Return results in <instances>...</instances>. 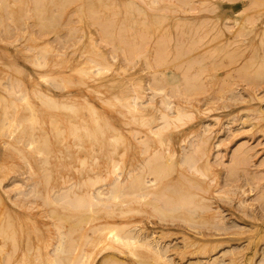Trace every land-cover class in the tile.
<instances>
[{"label":"bare ground","instance_id":"1","mask_svg":"<svg viewBox=\"0 0 264 264\" xmlns=\"http://www.w3.org/2000/svg\"><path fill=\"white\" fill-rule=\"evenodd\" d=\"M9 1V0H8ZM35 1H38V2H41V1H39V0H35ZM56 1V0H55ZM76 1H78V0H76ZM75 1V2H76ZM87 2L85 3V4H81V5H79V7H77L78 9H76V11L77 12H79V15L81 14V12H82V18H81V16L79 17V18H77V21H80L81 19H83L85 16H86V18L83 20V21H85V22H90V24L92 25V24H94V25H96L97 23V25L99 26L100 25V29H101V37H103V38H101V40L103 39L104 40V38H108V40H112L114 43H116V44H114L113 43V45L115 46V48L117 47V49H119V50H122V51H124L123 53L124 54H122L123 56V58L125 59H123L124 61H128V63L131 61V60H133L134 59V55L135 54H137V52H139V50H141V48H140V46H141V44L142 43H145L144 41L146 40V41H149L148 39L151 37L152 38V36H151V34L154 32H151V30H153L154 28L153 27H155L156 25H159V24H157V23H161V25H164L163 23H164V21L165 22H167L168 21V15H167V12L165 11V10H167L168 11V14L172 11V10H175V5H173L170 1H172V0H149V4L151 5V7H154V8H157L160 12H162V11H165L164 13H166V14H164L163 15V12L161 13V14H158V13H154V15L153 14H147V16H145V14H144V16H145V18L143 17L142 19H146V18H148V20H145L143 23H150L151 24V26H153V27H151V28H149V27H147L145 30H144V28L143 27H140V29H138V28H136V29H138L137 31H136V29H134L136 26H138L137 24H133L134 23V21L135 20H133V18L136 16H138L137 14H140V13H137L138 12V9H139V6H138V9H133L134 8V5L131 7L132 8V10H131V8L130 7H128L131 11H133V13H131V14H133V15H135V12H136V15L135 16H133V15H131V14H129V15H131V17H133V18H130V16H128L127 14V16H128V18H127V16L125 17L124 15V17L125 18H127V20L129 19H131L133 22L132 23H130L131 22V20H130V25L131 24H133L134 26H133V29L135 30V32H138L136 35H133L132 36V34H134L133 32H130V34H127V32L129 31V27H131L132 28V26H130V25H128V23L127 24H125V22L123 21V23L125 24V25H127V27L129 28H127L125 25H124V29L125 30H127V32L123 29V28H121L122 26H123V24H120L119 26L120 27H117L116 25H118V22L116 23V21H118L117 19H118V15L120 16V14H117L118 12L117 11H119L117 8L119 7L120 8V6H118V7H116V9H117V11H115V9H114V13H112L113 11L111 10V13L112 14H110V15H108V14H106V15H108L109 17H106L104 14H102V13H104L102 10V8L104 7V5H105V8H107V7H109L110 9L111 8H113L112 6H109V5H107V4H110V3H107V2H110L111 0H86ZM116 1V0H115ZM168 1V2H167ZM184 1V0H183ZM189 1V0H188ZM191 1V0H190ZM193 1V0H192ZM191 1V2H192ZM254 1V0H253ZM38 2H36V3H38ZM43 2H45L46 3V1H43ZM54 2V1H53ZM64 2H65V5L66 4H69V3H71V0H64ZM73 3H74V1H72ZM79 2H81V1H79ZM78 2V3H79ZM82 2H83V0H82ZM126 2V1H125ZM131 2V1H130ZM31 3H33V2H31ZM35 3V2H34ZM35 3V4H36ZM55 3V2H54ZM111 3H114V2H112L111 1ZM122 3H124V2H122ZM131 3H133V2H131ZM131 3H130V5H131ZM157 3H161L160 4V6L158 7V4ZM184 3H187V1L186 2H184ZM188 3H190V2H188ZM253 3V2H252ZM26 4V3H25ZM51 4V3H50ZM61 4V3H60ZM63 4V3H62ZM60 5V9L59 8H57V10H55V11H52L51 13L53 14V12H57L56 14H58L60 11H62L63 12V10L65 9H67V8H65V5L63 4V5ZM77 4V3H76ZM125 4V3H124ZM157 4V7H155V6H153V5H156ZM251 4V3H250ZM30 5V4H29ZM29 5H27L28 7H29ZM33 5V4H32ZM73 5V4H72ZM75 5V4H74ZM113 5V4H112ZM118 5H119V3H118ZM127 5V4H126ZM129 5V6H130ZM136 5V4H135ZM190 5V4H189ZM57 6V5H56ZM55 6V7H56ZM67 6V5H66ZM69 6V5H68ZM67 6V7H68ZM87 6V7H86ZM103 6V7H102ZM116 6V2H115V5H114V7ZM137 6V5H136ZM135 6V7H136ZM186 6V5H185ZM217 6V5H216ZM30 7H32V6H30ZM33 7H34V5H33ZM59 7V6H58ZM86 7V8H85ZM123 8L125 7L124 5L122 6ZM188 7V6H187ZM26 8V7H25ZM40 7H38V9H39ZM41 8H43V7H41ZM69 8V7H68ZM108 8V10H106L107 12L109 11L110 12V9ZM140 8H142V7H140ZM177 8V7H176ZM28 9V8H27ZM55 9V8H54ZM74 9V10H75ZM102 9V10H101ZM126 9V8H125ZM129 9H127V10H125L126 12L128 11L129 12ZM182 9V8H181ZM185 9H186V7H185ZM40 10V9H39ZM47 10V9H46ZM46 10H44V11H46ZM87 10V11H86ZM121 10V9H120ZM136 10V11H135ZM141 10V9H140ZM162 10V11H161ZM170 10V11H169ZM182 10H184V9H182ZM187 10V9H186ZM185 10V11H186ZM32 11H34V10H31V12ZM36 11V10H35ZM86 11V12H85ZM122 11V10H121ZM245 10L243 9V10H241L240 12H239V14H242L243 12H244ZM25 12V11H24ZM28 12V11H27ZM66 12H68L67 10H66ZM66 12H65V14H66ZM73 12V11H72ZM83 12H85L87 15H85V14H83ZM144 12V11H143ZM143 12H142V14H140L139 16L141 17V15H143ZM146 12V11H145ZM159 12V13H160ZM174 12V11H173ZM172 12V13H173ZM37 13V12H36ZM120 13V12H119ZM212 13H216V12H212ZM34 14V13H33ZM38 15H39V13H37ZM45 14H47V13H45ZM43 15L42 16V14H41V17L43 18L44 16H46V15ZM60 15H61V13H59ZM58 14V15H59ZM63 14V13H62ZM77 14V13H76ZM125 14V13H124ZM29 15V14H28ZM27 15V16H28ZM32 15V14H31ZM85 15V16H84ZM172 15V14H171ZM33 16H35V15H33ZM48 16V15H47ZM52 16L54 17V15H51V16H48V17H51V19L52 20H50V21H45L46 23H44L43 21V24H44V26L43 27H47V28H51V26H53L54 27V29H56V27H57V29H58V24L57 23H59V27H60V29H61V25H60V21H58V19H56V21L52 18ZM139 16H138V18H139ZM170 16V15H169ZM174 16V15H173ZM172 16V17H173ZM250 16H252V14L250 15ZM260 16V15H259ZM29 17V16H28ZM27 17V18H28ZM39 18H41L40 16H38ZM62 17H63V15H62ZM78 17V16H77ZM117 17V18H116ZM253 17V16H252ZM30 18V17H29ZM54 18H57V17H54ZM88 18L90 19V20H88ZM170 18H171V16H170ZM180 18V17H179ZM218 18V17H217ZM235 18V17H234ZM241 18V17H240ZM261 18V17H260ZM259 18V19H260ZM3 19H4V16L2 17V21H3ZM24 19V18H23ZM45 18H43L42 20H44ZM63 19V18H62ZM78 19H80V20H78ZM116 19V20H115ZM119 19H120V17H119ZM135 19V18H134ZM141 18H140V20H142ZM165 19H167V21L165 20ZM181 19V18H180ZM183 19V21L185 20L184 18H182ZM207 19V18H206ZM205 19V20H206ZM219 19V18H218ZM257 19V18H256ZM255 19V20H256ZM22 20V19H21ZM30 20H32V19H30ZM36 20V19H35ZM60 20V19H59ZM87 20V21H86ZM93 21V23H92V21ZM126 20V19H125ZM136 20H137V18H136ZM171 20V19H170ZM177 20V19H176ZM176 20H175V23H177V26L179 25L178 23H180V24H182L183 23V21L182 22H176ZM198 20V19H197ZM200 20V19H199ZM204 20V19H203ZM209 20H211V18H208V22H209ZM220 20V19H219ZM229 21L230 20H232V19H228ZM237 20L238 19H236V20H234L233 19V22L234 23H237ZM251 20V21H250ZM255 21L254 19H250V18H246V19H244V21H243V24H245V23H249V24H253L254 22L253 21ZM26 21H28V20H26ZM33 21H34V19H33ZM32 21V22H33ZM139 21V19L137 20V22ZM143 21V20H142ZM181 21V20H180ZM186 21V20H185ZM185 21H184V23H185ZM207 21H205V22H207ZM257 21V20H256ZM255 21V22H256ZM30 22V21H29ZM41 22V21H40ZM81 22H82V20H81ZM128 22V21H127ZM137 22H135V23H137ZM192 22V21H191ZM190 21H189V23H191ZM194 22V21H193ZM200 22V21H199ZM218 22V21H217ZM38 23H39V21H38ZM72 23V22H71ZM96 23V24H95ZM121 23V22H120ZM138 23H142V22H138ZM154 23V24H153ZM173 23V22H172ZM186 23H188V21H186ZM195 23V22H194ZM202 23H204V22H202ZM202 23H200V24H202ZM210 23V22H209ZM209 23H206V24H209ZM213 23V22H212ZM242 23V22H241ZM27 24V23H26ZM67 24V23H66ZM73 24H74V26H75V23L73 22ZM80 24V23H79ZM83 24H84V22H83ZM149 24V25H150ZM153 24V25H152ZM199 24V25H200ZM240 24V23H239ZM242 24V28H245L244 26L245 25H243ZM251 24V25H252ZM57 25V26H56ZM81 25V24H80ZM90 25V26H91ZM204 25V24H203ZM202 25V26H203ZM210 25V24H209ZM208 25V26H209ZM219 25V24H218ZM24 26V25H23ZM26 26V25H25ZM97 26V27H98ZM116 26V27H115ZM176 26V25H175ZM174 26V27H175ZM186 27H187V24L185 25ZM206 26V25H205ZM224 26H225V24H224ZM240 26V25H239ZM76 27V26H75ZM86 27H87V25H86ZM89 27V26H88ZM127 29H126V28ZM139 27V26H138ZM156 27H158V26H156ZM161 27V26H160ZM204 27V26H203ZM214 27V26H213ZM247 27H250V26H247ZM253 27V26H252ZM23 28V27H22ZM74 28V27H73ZM77 28V27H76ZM75 28V29H76ZM180 28H181V26H180ZM188 28V27H187ZM189 28H190V26H189ZM196 28H198V30H199V27L197 26ZM195 28V29H196ZM225 28H226V26H225ZM242 28L240 29H237V30H242ZM24 29V28H23ZM53 29V31H55ZM75 29H74V31H75ZM81 29V28H80ZM99 29V28H98ZM100 29L98 30V31H100ZM121 29H123V30H121ZM132 29V30H133ZM157 29L159 30V28H156V31H157ZM161 29V28H160ZM178 29H179V27H178ZM200 29H201V27H200ZM26 30V29H25ZM97 30V29H96ZM133 30V31H134ZM141 31V34H142V32H143V30L144 31H147V30H149L150 32H151V34L149 33V31H148V33H149V37H147L148 35V33H144V35H147L146 36V38H145V40H143L144 39V37H143V34H142V37H143V39H139V41H140V43H138V40H136L135 38V36H137L138 34L140 35V31ZM187 30V29H186ZM203 30H204V28H203ZM219 30V29H218ZM222 30V29H221ZM247 30H248V28H247ZM69 31V33H70V29L68 30ZM72 31V30H71ZM131 31V30H130ZM162 31V30H161ZM188 31V30H187ZM201 31V30H200ZM223 31V30H222ZM245 31H246V29H245ZM251 31H252V29H251ZM264 31V30H263ZM21 32V31H20ZM24 32V31H23ZM32 32V31H31ZM56 32V31H55ZM58 32V31H57ZM61 32V31H60ZM59 32V33H60ZM80 32H83V30L82 31H80ZM85 32V31H84ZM97 32V31H96ZM123 32H126L125 34L123 33ZM167 32H168V30H167ZM238 32H240V31H238ZM27 34H28V32H26ZM62 33V32H61ZM60 33V34H61ZM68 33V34H69ZM72 33V32H71ZM79 33V32H78ZM100 33H97L98 34V36H100L99 34ZM159 33V32H158ZM223 33V32H222ZM235 33V32H234ZM234 33H233V36H234ZM237 33V32H236ZM236 33H235V38H237V36L240 34H238V35H236ZM247 33H248V31H247ZM249 33H251V32H249ZM263 33V32H262ZM32 34H34V33H32ZM67 34V33H66ZM73 34V33H72ZM86 34V33H85ZM130 35L128 38L125 36V35ZM155 34H156V32H155ZM19 35V34H18ZM20 35L22 36V33H20ZM26 35V34H25ZM31 35V34H30ZM93 35V34H92ZM138 35V37L137 38H139V37H141V35L139 36ZM169 35V36H168ZM164 34L162 37L160 36V37H156L157 39H156V41L157 42H154V47L157 45V49L156 48H153V49H155V53H154V55H152L153 53H151V55L153 56V58H151V55L149 56V55H147V54H144V53H142V54H144V55H147V56H149L148 58H145L146 56H142L144 59H145V66L144 67H146L147 68V70H150V69H153L152 71L153 72H151V74L153 73L154 74V76L153 77H156V76H158L159 74H161V77H162V74H163V78H161V77H158V78H146V79H141V80H134V77L132 76V75H130V76H132L133 77V79L132 78H129L130 80H127L128 82V85L129 86H127L128 88H127V91H126V89L125 90H123V91H119L117 94H115V95H113L112 97H108L107 95L105 96L104 94H105V92H108L109 91V89H107V91H106V89L105 88H112V86H114L115 85V83H118V81L119 80H116V78L115 79H105V77H104V80H105V82L104 83H101V85H99L101 88H102V86H103V88L105 89V91L104 92H98L99 94H101V96L100 97H98L97 96V98H99V100L101 101V103L104 105V106H106V107H112V106H114L116 103H115V101L117 102V103H119V104H121L123 107H124V109H126V110H119L118 112H120V114H121V116H126V114L127 115H129V117H128V120L126 121V123L124 122V124L125 125H127V126H129V124L131 125V127L130 128H128V130H127V132L129 133V134H134V138H135V141L137 142V143H135L136 144V152H135V154H134V156H133V158L131 159V163H130V170L128 171V173L127 174H125V172L126 171H124V174L122 173L123 171V169H126L125 168V165H124V168L122 169V167H123V161H122V159L119 157V159H117V160H113V158H112V156H113V153L115 152L116 153V151H114V148H116V146H117V144H118V142L119 143H121V144H118V145H121V147H123L124 145V143L126 142L124 139H121V137H123V130H122V132L118 129V128H116V127H112L113 125H110V122L108 123V121H107V119L105 120V118H104V116H103V111H105V109L102 111V110H99L98 108H96V107H94L93 106V103H90V102H88L87 100H86V98H84V99H82V101H80L77 97H74V95H71V94H69V95H64V96H62L63 97V99H59L60 101H58V99H56L55 97H53L52 95H51V93H49L48 94V92L46 93V92H43L42 91V94L44 93L45 95H46V98H47V100L48 101H53L54 103H56V104H58V103H62L61 105L60 104H58L59 106H66V108H68V110H67V112L68 111H70V112H72L73 114L71 115V117L70 118H72L71 120H73V121H70V123H69V121H68V125H69V127H70V134L69 133H67V135L69 136H67V138H65V137H63V142L61 143L62 145H64V146H62V145H60V146H62L63 148H64V151L66 152L65 154H66V156L67 157H69V159H66V161H65V163L67 164V160H68V162L69 163H72V164H76V163H79V165L80 166H82V167H77V169H78V171H80L79 172V175H78V177H76L74 174L73 175H71L70 174V176H68V174H67V179H66V181L67 182H71V183H79V184H81L83 187H81V188H79V187H76L75 189H74V185H67L66 183H62V181L61 182H59V180H61L62 179V176H60L59 175V173L57 174V176H56V172H55V174L53 175V177L51 176H45V175H47L46 173L47 172H45V175H44V177H47L46 179L48 180L49 179V177H50V179L52 178L53 179V182L51 181V184H49L48 183V181H47V183L49 184L48 185V187L46 188V186H44V184L46 183L45 181H46V179L45 178H43V180H44V182H43V180H41V178L40 179H38L39 181V183L36 181H34V183H29V184H26L27 182L25 181V183L21 180V179H19V178H15V179H13L14 180V182H13V180H12V182L13 183H7V184H4V185H2V187H3V189L4 190H6V191H9L8 190V188H10L11 187V189L12 188H14L15 189V193L17 192V194H14V195H16L17 197L18 196H20L21 197V195H22V193L24 194L22 197L23 198H25V196L28 198V195H29V197L31 198L32 197V195H34V197H36V196H39V197H41L40 199L44 202V203H49L50 205H51V207H53V210H54V212H60V214L62 213V215L64 216V217H69V220L67 221V220H65L66 222H69V221H71V223H67L68 225H69V227L67 228V231H63V230H61L60 229V227L59 226H63L62 228H65V223L66 222H64L63 220H64V218L63 217H61V216H59V218L57 219V217L55 218V219H57V220H55V223L53 222L54 221V217H49V219L51 218V219H53V221H51V223L53 222L54 223V225H52V226H58V228L61 230V231H63V232H61V231H59V233H58V231H56V233H58V237H57V242H55L56 244H54V245H52V246H54V247H52L51 249L52 250H48V248H47V250L48 251H46L45 253H43V250H44V248L41 246V244L42 243H46L45 242V240H42V239H40V245L39 246H35V245H32L31 243H29L28 244V242L26 241V243L28 244H26L28 247H29V245H30V248L28 249V247L26 248L28 251H29V254L30 253H32L33 255H32V257H33V260L34 259H36L40 264H43V263H46V264H95V261L97 262V260L96 259H98V258H101L100 260V263H98V264H126V261L124 260V259H128V258H131V260L133 259V260H135V262H137L138 264H179L180 263V261H182V260H184V259H186L188 256H190V260L191 259H193L194 261H197V264H244L243 263V261H244V256L246 255L245 253H244V251H247L248 249L247 248H243V249H238V248H236V249H234L233 247H228L229 249H225V250H227V251H225V250H223L222 252H223V258L225 257V261H222V259L220 258V261H219V258H218V256L216 257L215 255L214 256H212V253L214 254L218 249H220L221 247H219V246H222V244L220 245V242H221V240H223V241H229V240H233V238L232 237H227V236H229L230 235V233L231 232H229L233 227H235L236 225H230L229 224V220L227 221V217H226V215L224 214V212L222 211V209H219V205H221L220 204V202H219V198H217V197H219L220 196V194L221 195H223L224 193H226V195L227 194H232V192H233V194L235 195V194H238L237 193V190H235L236 188H239V189H241L242 191V193H240V197H241V201H239V205L238 206H240V205H242V206H244V208L242 209L241 208V210H247L248 208H249V206H247L246 204H247V202H248V200H249V198H247V195H249L250 194V191H252L253 189H251L252 187H251V184H250V182L249 183H247V184H250V189H248V190H246L245 191V189L243 190V188H242V185H240V184H237L238 183V181H239V179H240V181L242 180V178L244 179V177H238L239 179L237 180V178L236 179H234L233 177H236V175L238 174V172H239V170L242 168V164L243 163H245L244 161H245V159L247 158V156L250 154L249 153V151L251 150L250 148H251V146H250V148L248 147V149H244V147L246 148V146L245 145H247V143H248V141L246 142V141H244V142H246V144L245 143H243L244 145H239V147L237 146V148L236 147H234V148H236V149H238L237 151H234L233 153H232V156H231V161L232 162H229V163H226L224 160V155L222 156V154H221V152H218V153H214L213 155H215L214 156V158H215V160H216V162L217 163H220V164H222V165H225L226 166V168L225 169H227V171H228V178L227 179H225L223 182H218V177H219V171H217V170H214V165H212V162H213V160L212 159H210V155H209V150H208V146H209V144L210 143H208V142H211V140L213 139L212 137L214 136L213 134L214 133H216V132H218L219 134L220 133H222L223 132V129L224 128H228L226 131H228V134H229V130L231 129V124L232 123H234V115L231 117V118H229L228 117V119L226 120V119H224V121H223V118H222V120L221 121H219L220 119L218 118V117H213L214 119H212L213 121H211L210 123L209 122H204L203 124H202V126L200 127L201 129H200V131L198 130V131H192L193 130V128H192V130L191 131H189L188 132V134L187 135H189L188 136V139L190 138H192V137H190V135H192L193 136V138L191 139L192 141H190V142H188L187 140V146H185V144L183 143H180L179 145L181 146L180 148H176V146H174V141H175V138L173 139V140H171L170 138H171V136H170V138H168V135L166 134V133H170V130L174 127V129H178V128H181L182 129V127H184L186 124H189L190 123V121L191 120H193L194 121V116L193 115H195L193 112H191V108H194V109H197V108H195V106H194V99H196V98H193V96H191L192 98H189V97H187V98H185L184 99V101H182V100H178L177 102H175V101H171V100H173V98H174V96H177V95H188L189 96V94H194V93H192V91L190 92V93H187L189 90H195L194 92H196L197 90H198V88L199 87H197V82L199 81V79H198V81H197V79H196V75H192V76H187L186 74L185 75H183V80L182 81H179V83H177V85L175 84V87H174V91H173V88L172 89H169V87H172V86H174V85H171V84H173V81L175 82L176 80H175V76L173 75V74H167L166 76H168V77H164V74H166V73H162L161 72V69H159V68H157V67H159L160 66V68L163 66H165L164 68H162L163 70L164 69H166L167 70V68H177L178 67V65L179 64H181L180 62H178V60H180V59H178L177 60V57H180L181 56V54H182V52H183V55L185 54V55H187L186 53H185V51L186 50H189L190 48H192L191 47V45L190 44H188V45H190V47L188 48V49H186L185 47V49L184 48H181V45L182 44H177V46L179 47L180 46V48H178L176 45H174L173 44V46H176L177 47V49H176V51H173L174 50V48H171L172 46L170 45V44H172L171 42H170V40L172 41V39H170L169 41H168V39H169V37H170V33L169 34ZM177 35V34H176ZM222 35V34H221ZM258 35V34H257ZM256 35V36H257ZM263 35V34H262ZM24 36V35H23ZM63 36V35H62ZM66 36V35H65ZM71 36V35H70ZM77 36V35H76ZM85 36V35H84ZM89 36H90V34H89ZM216 36V35H215ZM218 36V35H217ZM220 36V35H219ZM240 36V35H239ZM241 36H242V34H241ZM249 36V35H248ZM248 36H246V37H248ZM18 38H19V36H17ZM16 37V38H17ZM93 37V36H92ZM122 37V38H121ZM124 37V38H123ZM141 37V38H142ZM213 38H214V36H212ZM243 37V36H242ZM245 37V36H244ZM262 37V36H261ZM15 38V39H16ZM18 38H17V40H18ZM23 38V37H22ZM32 38V37H31ZM34 38V37H33ZM57 38V37H56ZM56 38H54V39H56ZM71 38V37H70ZM80 38V37H79ZM99 38V39H100ZM120 38L121 39H124L123 41L124 42H122L121 40H120ZM129 39L127 42H126V40L127 39ZM130 38H133V39H131L130 40ZM150 38V39H151ZM178 38V37H177ZM187 38V37H186ZM218 38V37H217ZM235 38H233V39H231V40H233L234 41V39ZM264 38V37H263ZM15 39H13L14 41H15ZM34 39H36V38H34ZM54 39H51L52 41H54ZM59 39V38H58ZM88 39V38H87ZM91 39V38H90ZM93 39V38H92ZM95 39V38H94ZM93 39V40H94ZM153 39V38H152ZM185 39V38H184ZM187 39H189V38H187ZM57 40V39H56ZM74 40V39H73ZM72 40V41H73ZM76 40V39H75ZM107 40V39H106ZM107 40V41H108ZM174 40V39H173ZM175 40H177V39H175ZM196 40V39H195ZM194 40V43L193 44H196V42H197V44L198 43H200V39L198 40V41H195ZM203 40V39H202ZM218 40V39H217ZM228 41L227 43H225V42H223L224 44H222L221 45V47L222 48H220L219 46L220 45H218L217 47H219L221 50L223 49V47H227L228 45H230V47H231V44L232 43H234L233 41ZM13 41V42H14ZM20 41V40H19ZM32 41H33V39H32ZM70 41V40H69ZM82 40H80V42H81ZM90 41V40H89ZM88 41V42H89ZM92 41V40H91ZM95 41V40H94ZM131 41V42H130ZM143 41V42H142ZM183 41V40H182ZM189 41V40H188ZM236 41V40H235ZM248 41V40H247ZM35 42V41H34ZM65 42H67L66 41V39H65V41H64V43ZM71 42V41H70ZM93 42V41H92ZM98 42H99V40H98ZM120 42H122V44L123 43H129L128 45L131 47V48H129V46L127 45L126 46V44L124 45L125 46V49H126V51L124 50V47H122L121 45H120ZM133 42V43H132ZM137 42V43H136ZM142 42V43H141ZM150 42V41H149ZM148 42V43H149ZM170 43L169 45H167V43ZM175 42V41H174ZM205 42V41H204ZM232 42V43H231ZM238 42V41H237ZM246 42V41H245ZM245 42H242V43H244L245 44ZM260 42H262V41H260ZM14 43H16V41L14 42ZM18 43H20V42H18ZM25 43V42H24ZM27 43V42H26ZM33 43V42H32ZM74 43H76L75 41H74ZM78 43V42H77ZM82 43V42H81ZM131 43L132 44H134V45H131ZM156 43V44H155ZM176 43H178L177 41H176ZM184 43V42H183ZM190 43V42H189ZM202 43V42H201ZM217 43V42H216ZM241 43V42H240ZM35 44V43H34ZM63 44V43H62ZM70 44V43H69ZM69 44H67V45H69ZM89 44V43H88ZM96 44H98V43H96ZM102 44V43H101ZM100 44V45H101ZM104 44V43H103ZM110 44V43H109ZM137 44V45H136ZM139 44V45H138ZM186 44V43H185ZM196 44V45H197ZM208 44V43H207ZM220 44V43H219ZM247 44V43H246ZM262 44L264 45V42L263 43H261V47H262ZM21 45V44H20ZM24 45V44H23ZM59 45H60V43H59ZM64 45V44H63ZM71 45V44H70ZM72 45H73V42H72ZM91 45H92V43H91ZM106 45V44H105ZM136 45V46H135ZM143 45V44H142ZM195 45V46H196ZM234 44H232V46H233ZM248 45V44H247ZM28 46V45H27ZM84 46V45H83ZM93 46H97V45H93ZM112 46V45H111ZM144 46H146L145 44H144ZM144 46H142V47H144ZM168 46H171V47H169V48H171V49H173L172 50V52L170 53V54H168V55H171V56H169L168 57V55H167V52H168V50H167V47ZM201 46V45H200ZM199 46V47H200ZM215 46V45H214ZM22 47V46H21ZM56 47V46H55ZM55 47H54V49H55ZM59 47V46H58ZM58 47H56V48H58ZM65 47H69V46H64V48ZM128 47V48H127ZM134 47H135V49H134ZM137 47H139L138 48V50H137ZM150 47V46H149ZM153 47V46H152ZM183 47V46H182ZM239 47H241V46H239ZM246 47V46H245ZM248 47H250V45L248 46ZM17 48V47H16ZM19 48H20V46H19ZM23 48H25V47H23ZM98 48V47H97ZM193 48H195V47H193ZM197 48V47H196ZM206 48V47H205ZM214 48V47H213ZM247 48V47H246ZM245 48V49H246ZM22 49V48H21ZM20 49V50H21ZM30 49V48H29ZM34 49V48H33ZM35 49H36V47H35ZM34 49V50H35ZM60 51L62 50L61 49V46L58 48ZM71 49H72V47H71ZM76 49V48H75ZM99 49V48H98ZM98 49H97V51H98ZM113 49V48H112ZM127 49L129 50V51H127ZM204 49V48H203ZM218 49V48H217ZM216 49V50H217ZM233 49V48H232ZM235 49V48H234ZM233 49V50H234ZM236 49H238V48H236ZM244 49V50H245ZM257 49H259V48H257ZM19 50V49H18ZM33 50V51H34ZM57 50V49H56ZM57 51V52H60V51ZM65 50V49H64ZM79 50V49H78ZM91 50H93V47H92V49ZM95 50V49H94ZM93 50V52L95 53L96 52V50L94 51ZM114 50V49H113ZM192 50V49H191ZM215 50V49H214ZM242 50V49H241ZM254 50H256V49H254ZM16 51V50H15ZM54 51V50H53ZM66 51H67V48H66ZM65 51V52H66ZM69 51V50H68ZM67 51V52H68ZM101 51V50H100ZM109 52H110V50H108ZM169 51H171V50H169ZM194 51V50H193ZM193 51H191V52H193ZM227 51V50H226ZM235 51V50H234ZM258 51V50H257ZM28 52V51H27ZM26 52V53H27ZM62 52V51H61ZM66 52V53H67ZM71 52V51H70ZM81 52V51H80ZM84 52V51H83ZM115 52V51H114ZM136 52V53H135ZM150 52V51H149ZM148 52V53H149ZM173 52H174V55H173ZM188 52V51H187ZM201 52H202V50H201ZM204 52V51H203ZM211 52V51H210ZM215 52V51H214ZM225 52V51H224ZM224 52H222V53H224ZM228 52V51H227ZM230 52V51H229ZM236 53H237V50L235 51ZM238 52H239V50H238ZM241 52L242 51H240V54H241ZM256 52V51H255ZM255 52H254V57H255V55L257 54H255ZM263 52V51H262ZM66 53H64L65 55H66ZM93 53V54H94ZM105 53V52H104ZM135 53V54H134ZM222 53H220V54H222ZM8 54H10V53H8ZM24 54V53H23ZM29 54V53H28ZM55 55H56V53H54ZM62 54V53H61ZM71 54H72V52H71ZM81 54V53H80ZM90 54V53H89ZM96 54H99V56L98 55H96V57L95 58H98V59H100V63L98 62V63H95V62H93V61H95L96 59H94L93 61H92V59L90 60V59H88L91 63L88 65V66H90V67H92L93 65V63H95V64H97L98 66H100V67H98L97 66V68H98V70L96 71V68H95V71H94V74L96 75V78L94 79L93 77H94V75H93V77H92V79H94L95 81H97V80H100V82H101V74L102 73H105V71L106 72H108L109 73V71H111V69L113 68V65L112 64H110L111 66H112V68L111 67H109L110 65L108 64V60L106 59V56L105 55H107V54H103V51L102 52H99V53H97L96 52ZM110 54V53H109ZM113 54H118V53H113ZM140 54H141V52H140ZM140 54L138 53V55L140 56ZM150 54V53H149ZM190 54V53H189ZM203 54V53H202ZM218 54V53H217ZM229 54V53H228ZM231 54H232V51H231ZM238 54V53H237ZM240 54H239V56H240ZM252 54V56L251 57H253V53H251ZM138 55H137V57H138ZM193 55V54H192ZM203 55H205V54H203ZM226 55V54H225ZM236 55V54H235ZM234 55V56H235ZM74 56V55H73ZM83 56V55H82ZM85 56H86V54H85ZM93 56V55H92ZM94 56H95V54H94ZM93 56V57H94ZM109 56V55H108ZM114 56V55H113ZM210 56V55H209ZM208 56V57H209ZM220 56V55H219ZM227 56V55H226ZM230 56H232V55H230ZM229 56V57H230ZM234 56H233V58H234ZM237 56V55H236ZM242 56H245V55H242ZM257 56V58H259V56L258 55H256ZM53 57V56H52ZM116 57L117 56H114V58L116 59ZM135 57H136V55H135ZM193 57H195V60L197 61V60H200L201 58H202V55H200L199 54V56L197 55V56H194L193 55ZM193 57L191 56L190 57V59L192 58V60H194L193 59ZM241 57V56H240ZM250 57V58H251ZM58 58H59V56H58ZM61 58V57H60ZM91 58V57H90ZM140 58V57H139ZM139 58H137V59H139ZM212 58V57H211ZM217 58V57H216ZM221 58V57H220ZM223 58H225V56L223 57ZM232 57L230 58V59H233ZM243 58V57H242ZM250 58H249V61L247 62V63H249V65L252 63V61L250 62ZM260 58H261V55H260ZM259 58V60H261V62L259 61V64L262 66L261 68H263V66H264V57L263 58H261L260 59ZM69 59V58H68ZM80 59V58H79ZM110 59H112V58H110ZM115 59H114V61H115ZM122 59L120 60V61H122ZM147 59V60H146ZM235 59V58H234ZM239 59V58H238ZM252 59V58H251ZM254 59V58H253ZM59 60V59H58ZM57 60V61H58ZM87 60V59H86ZM88 60L87 61H85L84 63H82V65L84 66V68L83 69H85V68H87V69H85L87 72H85L87 75H88V72H89V75H90V71L92 70H88L89 68L88 67H86L87 66V64L89 63L88 62ZM103 60V61H102ZM140 60V59H139ZM176 60H177V62H178V64H175L174 63V61L176 62ZM185 60H187L188 61V58L187 59H185ZM202 60H204L203 58H202ZM208 60V59H207ZM210 60V59H209ZM217 60V59H216ZM222 61H223V59H221ZM236 60H237V57H236ZM235 60V61H236ZM246 60H248V59H246ZM246 60H245V62H246ZM63 61V60H62ZM102 61V62H101ZM117 61H118V57H117ZM135 61V60H134ZM134 61H132V62H134ZM181 61V60H180ZM184 61V60H183ZM186 61V62H187ZM206 61V60H205ZM215 61V60H214ZM229 61V60H228ZM227 61V62H228ZM234 61V60H233ZM233 61H232V65H233ZM241 61V60H240ZM254 62L256 61V63L258 62L257 60H256V57H255V59L253 60ZM61 62V61H60ZM67 62V61H66ZM93 62V63H92ZM96 62H97V60H96ZM106 62V63H105ZM131 62V63H132ZM176 62V63H177ZM185 62V61H184ZM189 62V61H188ZM199 61H197V65L200 63L202 66L201 67H203V68H201L200 66V68H201V70L203 69H206V68H204V67H207L206 65L205 66H203L204 64H202L201 62H199ZM245 62H243V63H245ZM86 63V64H85ZM103 63H104V65H103ZM137 63V62H136ZM135 63V64H136ZM139 63V62H138ZM193 63H195V61H193ZM206 63V62H205ZM218 63V62H217ZM220 63V62H219ZM226 63V62H225ZM256 63H253V64H256ZM54 64H55V62H54ZM56 64H57V62H56ZM65 64V63H64ZM67 64V63H66ZM65 64V65H66ZM69 64V63H68ZM105 64H106V66H105ZM115 64V63H114ZM122 64V63H121ZM172 64V65H171ZM187 64V66H184V70H185V67L187 68L188 67V65L190 64V66L189 67H191V60H190V63H186ZM186 64H184L183 63V65H186ZM196 64V63H195ZM227 64V63H226ZM59 65V64H58ZM86 65V66H85ZM92 65V66H91ZM109 65V66H108ZM134 65V64H133ZM176 65V66H175ZM223 65H224V62H223ZM57 66V65H56ZM60 66V65H59ZM59 66H57L58 68H59ZM83 66H81V68L83 67ZM95 67H96V65H94ZM93 66V67H94ZM107 66H108V68L110 69H108L107 68ZM115 66V65H114ZM126 66V65H125ZM136 66H138V64H136ZM170 66H175V67H170ZM193 66H195V65H193ZM229 66H231L230 64H229ZM228 66V67H229ZM243 66V65H242ZM244 66H246V67H244ZM243 66V68H246V70L248 71V69H247V67H252V66H248V64L246 65H244ZM256 66V65H255ZM39 67V66H38ZM80 67V66H79ZM121 67V66H120ZM128 67H130V66H128ZM143 67V68H144ZM183 67V66H182ZM223 67V66H222ZM225 67H227V66H225ZM240 67H241V65H240ZM253 67H254V65H253ZM252 67V71L254 70V68ZM259 67V66H258ZM52 68V67H51ZM54 68H55V66H54ZM106 68V69H105ZM123 68H124V66H123ZM132 68H134V67H132L131 66V70H133ZM142 68V69H143ZM146 68H145V70H146ZM192 68V67H191ZM195 68V67H194ZM193 68V69H194ZM63 69V68H62ZM68 69V68H67ZM76 69V68H75ZM75 69H73V72H74V70ZM82 69V70H83ZM104 69H105V71H104ZM126 69V68H125ZM141 69V70H142ZM179 69H180V67H179ZM192 69V70H193ZM237 69V68H236ZM64 70V69H63ZM77 70H79V69H77ZM81 70V71H82ZM107 70H109V71H107ZM117 70V69H116ZM124 69H122V71H123ZM145 70H142L143 72L145 71ZM196 70V69H195ZM200 70V71H201ZM202 70V71H203ZM208 70V69H207ZM233 70H235V69H233ZM240 70H241V68H239V72H240ZM243 70V69H242ZM76 71V70H75ZM84 71V70H83ZM141 71V72H142ZM151 71V70H150ZM149 71V72H150ZM158 71H160V73L158 72ZM175 71H177V70H175ZM178 71H180V70H178ZM197 71V70H196ZM206 71V70H205ZM209 71V70H208ZM232 71V70H231ZM244 71V70H243ZM262 71H263V69H262ZM71 73H73L72 72V70L70 71ZM79 72H80V70H79ZM115 72V71H114ZM113 72V73H114ZM124 72V71H123ZM126 72L128 73V71L126 70ZM126 72H125V74H126ZM188 72H189V70H188ZM194 72V71H193ZM215 72V71H214ZM233 72V71H232ZM255 72V71H254ZM60 73V72H59ZM76 73V72H75ZM78 73V72H77ZM76 73V74H77ZM93 73V72H92ZM155 73H158L156 76H155ZM201 73V72H200ZM237 73V72H236ZM241 73V72H240ZM240 73H238V74H240ZM243 73V72H242ZM248 73V72H247ZM253 73V72H252ZM256 73V72H255ZM255 73H253V75H255ZM85 74V75H86ZM107 74V73H106ZM118 74V73H117ZM123 74V73H122ZM147 74H150V73H148L147 72ZM182 74V73H181ZM184 74V73H183ZM198 74V73H197ZM202 74V73H201ZM201 74H199V75H201ZM204 74V73H203ZM211 74V73H210ZM261 74H262V72H261ZM82 74H80V76H81ZM85 75H84V77H85ZM86 75V76H87ZM103 75V74H102ZM120 75H121V73H120ZM191 75V74H190ZM209 75V74H208ZM215 75V74H214ZM214 75H213V77H214ZM217 75V74H216ZM228 75V74H227ZM226 75V76H227ZM244 75V74H243ZM242 75V77H244ZM245 75H246V73H245ZM9 76V75H8ZM11 76V75H10ZM66 76H68V75H66ZM65 76V77H66ZM90 76H92V75H90ZM90 76H88V77H86V78H89ZM118 76V75H117ZM135 76V75H134ZM137 76V75H136ZM149 76V75H148ZM185 76V77H184ZM248 76H250V75H248ZM260 76V75H259ZM7 77V76H6ZM6 77H5V79H6ZM60 77V76H59ZM58 77V78H59ZM84 77H82L83 79H84ZM97 77H98V79H97ZM129 77V76H128ZM128 77H125L126 79H128ZM199 77V76H198ZM212 77V78H213ZM231 77V76H230ZM241 77V76H240ZM247 77V76H246ZM253 77V76H252ZM255 77V76H254ZM10 78V77H9ZM74 79H75V77H73ZM81 78V77H80ZM79 78V79H80ZM209 78V77H208ZM215 78V77H214ZM213 78V79H214ZM216 78H218V77H216ZM226 78V77H225ZM236 78V77H235ZM245 78V77H244ZM251 78V77H250ZM261 78V77H260ZM263 78V77H262ZM8 79V78H7ZM63 79V78H62ZM68 79V78H67ZM77 79V78H76ZM78 79V80H79ZM91 79V80H92ZM103 79V78H102ZM120 79V78H119ZM126 79H125V81H126ZM155 79V80H154ZM207 79V78H206ZM219 79V78H218ZM220 79H221V77H220ZM223 79H224V77H223ZM243 79V78H242ZM246 79V78H245ZM248 79V78H247ZM256 79V78H255ZM12 80V79H11ZM13 80H14V77H13ZM80 80H82V79H80ZM90 80V81H91ZM132 80H134V81H132ZM205 80V79H204ZM228 80V79H227ZM252 80V79H251ZM9 81V80H8ZM7 81V82H8ZM54 81V80H53ZM56 81H57V78H56ZM55 81V82H56ZM61 81V80H60ZM60 81H59V83H60ZM70 81H72V80H70ZM88 81V80H87ZM103 81V80H102ZM143 81H144V83L145 84H143V86H142V83H143ZM155 81H156V84H155ZM197 81V82H196ZM213 82H214V80H212ZM219 81V80H218ZM218 81H217V84H218ZM221 81V80H220ZM220 81H219V83H220ZM250 81V80H249ZM4 82H5V80H4ZM52 82V81H51ZM66 82V81H65ZM82 82V81H81ZM98 82V81H97ZM100 82H98V83H100ZM120 82V81H119ZM200 82V81H199ZM201 82H203V81H201ZM211 82V81H210ZM228 82V81H227ZM256 82V81H255ZM14 83V82H13ZM62 83H63V80H62ZM79 83V82H78ZM83 83V82H82ZM95 83V82H94ZM93 83V84H94ZM125 82L123 81V84H124ZM131 83V84H130ZM162 83V86H159V84H161ZM204 83V82H203ZM203 83H201L202 84V86H203V88H206V85H207V83H208V81H207V83H206V85L204 86L203 85ZM247 83V82H246ZM3 84V83H2ZM15 84V83H14ZM57 84V83H56ZM70 84V82L68 83V85ZM74 84V83H73ZM73 84H71V85H73ZM80 84V83H79ZM79 84H77V85H79ZM85 84V83H84ZM92 84V83H91ZM122 84V85H123ZM126 84V83H125ZM165 84V85H164ZM201 84H199L198 83V86H200ZM214 83H211V85H213ZM215 84H216V82H215ZM222 84H224V83H222ZM254 84V83H253ZM8 85V84H7ZM51 85H53V86H55L53 83L51 84ZM63 85V84H62ZM61 85V86H62ZM75 85V84H74ZM97 85V84H96ZM158 85V86H157ZM256 85V84H255ZM3 86H6V85H3ZM10 86V85H9ZM8 86V87H9ZM13 86V85H12ZM15 86H16V84H15ZM57 86V85H56ZM82 86V85H81ZM86 86V85H85ZM88 86V85H87ZM91 86V85H90ZM116 86H118V84H116ZM126 86V85H125ZM124 86V87H125ZM166 86H168V88H166ZM176 86H178V87H176ZM213 86H215V85H213ZM212 86V87H213ZM219 86H221L220 84H219ZM225 85H223V87H224ZM60 87V86H59ZM58 87V88H59ZM64 87H65V85H64ZM83 87V86H82ZM122 87V86H121ZM123 87V88H124ZM201 87V86H200ZM207 87H210V86H208L207 85ZM212 87H210V88H212ZM216 87H217V85H216ZM215 87V88H216ZM226 87V86H225ZM224 87V88H225ZM15 87L13 86V89H14ZM118 88H120V87H118ZM176 88V89H175ZM231 88V87H230ZM7 89V88H6ZM12 88H9V90H11ZM12 89V90H13ZM60 89H62V88H59V90ZM96 88H94V87H88V89H87V91H89V92H93L94 90H95ZM97 89H99V88H97ZM122 89V88H121ZM120 89V90H121ZM197 89V90H196ZM201 89H202V87H201ZM221 89V88H220ZM14 90H16V89H14ZM25 90V89H24ZM63 90V89H62ZM111 90V89H110ZM119 90V89H118ZM199 90H200V88H199ZM206 90H207V88H206ZM205 90V91H206ZM213 90V89H212ZM225 90V89H224ZM236 91L238 90V89H235ZM250 90V89H249ZM7 92H8V90H6ZM5 91V92H6ZM17 91V90H16ZM19 91V90H18ZM26 91H27V89H26ZM25 91V92H26ZM33 91H35L34 89H33ZM113 91V90H112ZM164 91H166V92H164ZM170 91H172V92H175V93H173V94H176V92L178 93V94H176V95H173L172 94V92H171V94H170ZM201 91V90H200ZM204 91V90H203ZM21 92V91H20ZM197 92H199V91H197ZM209 92V91H208ZM207 92V93H208ZM212 92V91H211ZM210 92V93H211ZM215 92V91H214ZM220 92V91H219ZM228 92V91H227ZM230 92H231V90L229 91V95H230ZM232 92H234V89H233V91ZM240 92V91H239ZM250 92V91H249ZM9 93V92H8ZM7 93V94H8ZM16 93V92H15ZM19 93V92H18ZM28 93V92H27ZM37 94H39V93H41V92H36ZM79 93V92H78ZM94 93H95V91H94ZM166 93V94H165ZM185 93H187V94H185ZM201 93V92H200ZM224 93V92H223ZM242 93V92H241ZM240 93V94H241ZM251 93V92H250ZM254 93H255V91H254ZM12 94H13V92H12ZM26 94V93H25ZM59 94H61V93H59ZM198 94V93H197ZM206 94V93H205ZM214 94V93H213ZM221 94V93H220ZM235 94V93H234ZM239 93H237V97H241L242 95H238ZM252 94V93H251ZM9 95V94H8ZM11 95V94H10ZM15 95V94H14ZM14 95H12V96H14ZM16 95H18V94H16ZM19 95H20V93H19ZM21 95H23V90H22V94ZM40 95V94H39ZM80 95H81V93H80ZM157 95H160L162 98L159 100V97H158V100L160 101H158L159 102V104L157 103V100L155 99V97L157 96ZM179 95V96H180ZM224 95V94H223ZM232 95H233V93H232ZM253 95V94H252ZM256 95V94H255ZM26 96H28V95H26ZM172 97V98H170V97ZM204 96V95H203ZM218 96H219V94H218ZM227 96V94L225 95V98H227L226 97ZM257 96V95H256ZM260 95H258L257 96V98L259 97ZM17 97V96H16ZM15 97V98H16ZM19 97V96H18ZM17 97V98H18ZM22 97V96H21ZM20 97V99H22ZM24 98H25V96H23ZM87 97V96H86ZM178 97V96H177ZM177 97H175V98H177ZM182 97H185V96H182ZM210 97H212V96H210ZM214 97V96H213ZM215 97H217V96H215ZM214 97V98H215ZM224 96H221V98L222 99H225V98H223ZM230 97L231 96H229L228 98H229V100H230ZM233 97H235V95L234 96H232V99H233ZM236 97V98H237ZM243 97V96H242ZM241 97V98H242ZM252 97V96H251ZM16 98V99H17ZM60 98V97H59ZM78 100H77V99ZM174 98V99H175ZM179 98V97H178ZM177 98V99H178ZM181 98V97H180ZM218 98V97H217ZM236 98L235 99H233V100H236ZM243 98H245V97H243ZM243 98L242 99H239V98H237V100L238 101H240V100H242V102H243ZM254 97H252V99H253ZM26 99V98H25ZM27 99H28V97H27ZM114 99H115V101H114ZM154 99H155V101H154ZM181 99H183V98H181ZM203 99V98H202ZM202 99L200 98V100L199 101H201L202 102ZM205 99V98H204ZM209 99V98H208ZM211 99H213V98H211ZM216 99V98H215ZM246 99V98H245ZM252 99H250V100H252ZM255 99V98H254ZM260 101H262L260 98H258ZM18 100H19V98H18ZM198 100V99H197ZM207 100V98L205 99V102H208L209 103V101H211V100H208V101H206ZM221 100V99H220ZM226 100V99H225ZM228 100V99H227ZM12 101V100H11ZM10 101V102H11ZM15 101V100H14ZM26 101V100H25ZM24 101V102H25ZM217 101H219V100H217ZM224 101V100H223ZM232 101V100H231ZM246 101H248L249 102V100H246ZM252 101H257V99H255V100H252ZM259 101V102H260ZM263 101H264V97H263ZM9 102V103H10ZM16 102V101H15ZM20 102V101H19ZM21 102H23V101H21ZM23 102V103H24ZM65 102V103H64ZM212 103L210 104L209 103V105H212V106H214L215 107V104H218V102L217 103H215L214 105H213V103L214 102H216V100H212L211 101ZM220 103L222 102V101H219ZM247 102V103H248ZM1 103V102H0ZM12 103V105H13V101L11 102ZM112 103H115V104H112ZM197 103V102H196ZM200 103V102H199ZM203 103H204V101H203ZM219 103V104H220ZM223 103V102H222ZM224 103H226L225 101H224ZM223 103V104H224ZM229 102H227V104H228ZM233 102H231V104H232ZM234 103H236V102H234ZM239 103V102H238ZM241 103V102H240ZM239 103V104H240ZM246 103V102H245ZM73 104H82V110H83V112L85 111V115H83L82 113L81 114H79V112H80V109L77 107V108H74L75 107V105H73ZM119 104H117V105H119ZM230 104V103H229ZM238 104V105H239ZM244 104V103H243ZM19 104H17V106H18ZM84 105V106H83ZM120 105V106H121ZM196 105V104H195ZM208 105V106H209ZM232 105H234V104H232ZM260 105V104H259ZM9 106H11V104L9 105ZM14 106V105H13ZM21 105H19L18 107H20ZM26 106V105H25ZM81 106V105H80ZM119 106V107H120ZM200 106H202V105H200ZM204 106H206V108H207V103H206V105L204 104ZM204 106H202L201 108L203 109L204 108ZM211 106V107H212ZM220 106H221V104H220ZM235 106H236V104H235ZM258 106V105H257ZM15 107H16V105L14 106V108H13V110H16L15 109ZM21 107H23V106H21ZM197 107V106H196ZM224 107V105L222 106V108ZM226 107V106H225ZM229 107V106H228ZM9 108V107H8ZM57 108H59V107H57ZM64 108V107H63ZM113 108V107H112ZM117 108V107H116ZM210 108V107H209ZM208 108V109H209ZM220 108V107H219ZM222 108H221V110H222ZM248 108V107H247ZM256 108V107H255ZM259 108V107H258ZM257 108V109H258ZM264 108V107H263ZM2 109V108H1ZM4 109V108H3ZM23 109V108H22ZM22 109H20V111H22ZM60 109V108H59ZM58 109V110H59ZM62 109V108H61ZM114 109V108H113ZM123 109V108H122ZM193 109V110H194ZM227 109V108H226ZM241 109V108H240ZM261 109V108H260ZM10 110V109H9ZM25 110H27V109H25ZM63 110V109H62ZM157 112V116L155 115V111ZM192 110V111H193ZM200 110V109H199ZM198 109H197V111H199ZM210 110H213V108L211 109H209V110H207L206 109V111H209L210 112ZM214 110L215 111H217L216 110V108H214ZM213 110V111H214ZM223 110H224V108H223ZM253 110V109H252ZM3 112H4V110H2ZM1 111V112H2ZM11 111V110H10ZM65 111V110H64ZM116 111V110H115ZM203 111V110H202ZM202 111H200V113L199 114H201V112ZM244 112H246V113H244V114H247L248 112H247V110H243ZM242 111V112H243ZM2 112V113H3ZM12 112V111H11ZM18 112V111H17ZM212 112V111H211ZM239 112V111H238ZM249 112H250V114L252 113V112H255V110H253V111H251V110H249ZM12 113H15V112H12ZM11 113V114H12ZM117 113V112H116ZM159 113V114H158ZM206 114V112H204L203 111V113L202 114ZM231 112H229V114H230ZM240 113H241V111H240ZM259 115L260 114H262V117H263V113H264V111L261 109V110H259ZM23 114V113H22ZM105 114V113H104ZM201 114V115H202ZM238 114V113H237ZM236 114V116H238ZM249 114V113H248ZM248 114H247V117L246 118H248ZM253 114V113H252ZM255 114H257V113H255ZM3 115V114H2ZM228 115V114H227ZM231 115V114H230ZM240 115H242L243 116V114H240ZM254 115V114H253ZM253 115H251L252 116V118H253ZM15 116V115H14ZM14 116H13V118H14ZM106 116V115H105ZM111 116V115H110ZM226 116V115H225ZM235 116V117H236ZM241 116V117H242ZM246 116V115H245ZM258 116V115H257ZM261 116V115H260ZM6 117V116H5ZM9 117V116H8ZM16 117V116H15ZM197 117V116H196ZM210 117V116H209ZM239 117V116H238ZM238 117H237V119H235V120H239L238 119ZM244 117V116H243ZM10 118H12L11 116H10ZM70 118H68V120H70ZM79 118V119H78ZM110 118V117H109ZM124 118V117H123ZM190 118H191V120H190ZM245 117H244V119H246ZM249 118H251V117H249ZM248 118V119H249ZM7 120V117L6 118H4V120ZM9 119V118H8ZM18 119V118H17ZM29 119H31V116H30V118ZM28 118H27V121L29 120ZM126 119H127V116H126ZM244 119H243V121H244ZM256 119H259V118H255L254 120L256 121ZM263 119V118H262ZM15 119H13V121L11 122V123H15V121H14ZM35 120H37L36 118H35ZM125 120V119H124ZM189 120V121H188ZM252 121V123L253 122H255V121ZM261 120V119H260ZM259 120V121H260ZM1 121V120H0ZM3 121V120H2ZM2 121L0 122V149L1 148H4V147H9V146H13L14 148H15V150L16 151H21V150H23V146H21V144H23L24 145V147H25V150H28V151H33V152H35L36 154H38L39 155V157H40V154L43 156V151L41 150V146H38L37 145V142H38V140L37 141H31L32 139H30V137L32 138V136H30L29 134H31L32 132H30V131H28L27 132V128L29 127H26V129H24V128H20V126L21 125H19L18 126V124H19V122L21 121H19L18 122V124H17V121H16V125H14L13 124V126L15 127V126H17V127H15V128H12L11 127V125H10V123L8 122V120H7V123H9V126L8 125H6V126H8V129H6L5 127H4V125H2L3 123H2ZM10 121V120H9ZM24 121V120H23ZM22 121V122H23ZM27 121H25V122H27ZM54 121V120H53ZM107 121V122H106ZM203 121V120H202ZM202 121H201V123H202ZM240 121H242V120H240ZM239 121V122H240ZM249 121V120H248ZM263 121V120H262ZM29 122V121H28ZM56 122H59V121H56ZM65 122V121H64ZM188 122V123H187ZM195 122V121H194ZM236 122V121H235ZM238 122V121H237ZM245 122H246V120H245ZM250 122V121H249ZM257 122V121H256ZM6 123V124H7ZM21 123V122H20ZM32 123V122H31ZM33 123H34V121H33ZM192 123V122H191ZM190 123V124H191ZM242 123V122H241ZM244 123V122H243ZM252 123L250 124V125H252ZM24 124V123H23ZM35 124V123H34ZM235 124V123H234ZM233 124V125H234ZM259 124V123H258ZM27 125H28V123H27ZM26 125V126H27ZM31 125V124H30ZM35 125H37V121H36V124ZM39 125V124H38ZM59 125V124H58ZM63 125V124H62ZM111 126V129L113 130V132H112V134H116V135H118L119 137H120V139L118 138V136H114V135H112L113 137H110L111 138V142H114L115 141V143H117L116 145H115V143L113 144V145H115V147L113 146H111V148H113V153H111L112 152V150H111V152L109 151V149L108 150H101V148L102 147H104V145H102L101 146V144H102V141L105 139V136L104 135H106V133L107 132H109L108 130L110 129V126ZM232 125V126H233ZM239 125H240V123H239ZM250 125H248V126H250ZM32 126H34V125H32ZM32 126H30L31 128H32ZM40 126V125H39ZM56 126V125H55ZM117 126V125H116ZM215 126H217V128H218V126H219V128H218V130L216 131V129H215ZM240 127V126H239ZM250 127H252V126H250ZM30 128V129H31ZM36 128V127H35ZM54 128V127H53ZM121 128V127H120ZM185 128V127H184ZM238 128V127H237ZM244 128V127H243ZM253 128V127H252ZM263 128V127H262ZM7 130V133H6V130ZM34 129V128H33ZM38 129V128H37ZM37 129H35L36 131H37ZM110 129V130H111ZM114 129L115 130H117L118 131V133L119 134H117L116 132L117 131H115L114 132ZM196 129V128H195ZM198 129V128H197ZM232 129H233V127H232ZM239 129V128H238ZM246 128H244V130H245ZM249 129V128H248ZM26 130V131H25ZM42 130V129H41ZM55 130H57V129H55ZM111 130V131H112ZM222 130V131H221ZM225 130V129H224ZM234 130H235V128H234ZM242 130V129H241ZM247 130V129H246ZM250 130V129H249ZM253 130V129H252ZM35 131V132H36ZM40 131V130H39ZM52 131V130H51ZM53 131H54V129H53ZM172 131V130H171ZM226 131H224V133H226ZM231 131H233V130H231ZM263 131H264V129H263ZM22 134H21V133ZM30 132V133H29ZM57 132H60V130L58 129V131ZM57 132H56V134H57ZM63 132V131H62ZM5 133V134H4ZM21 134V135H23V136H21V137H18V134ZM111 133V132H110ZM122 133V134H121ZM233 134L235 133V132H232ZM238 133V132H237ZM236 133V134H237ZM240 133L241 134H243L241 131H240ZM245 133V132H244ZM20 134H19V136H20ZM27 134L29 135V136H27ZM34 133H32V135H33ZM174 134V133H173ZM226 135L225 136V134L223 135V136H225L226 138H227V136H229V137H231L232 136V134H230V135ZM246 134V133H245ZM244 134V135H245ZM247 134H249V133H247ZM252 134V133H251ZM255 134V133H254ZM41 135L42 134H40V137H41ZM46 135V134H45ZM61 135V134H60ZM63 135V134H62ZM98 135L101 137V138H103V140L100 138H98ZM110 135V136H111ZM186 135V136H187ZM213 135V136H212ZM222 135V134H221ZM220 135V136H221ZM235 135V134H234ZM240 135V134H239ZM239 135H235V136H239ZM4 136V137H3ZM36 136V134H34V136L33 137H35ZM44 136V135H43ZM42 136V138L45 140L46 138L48 139L49 137L47 136L46 138L45 137H43ZM57 136V135H56ZM59 136V135H58ZM58 136H57V138H58ZM103 136V137H102ZM185 136V137H186ZM219 136V135H218ZM217 136V134H216V137H218ZM245 136H248V135H245ZM255 136H256V134H255ZM264 136V135H263ZM3 137V138H2ZM29 137V138H28ZM109 137V136H108ZM132 137V136H131ZM184 137V138H185ZM228 137V139H231L232 140V137L231 138H229ZM239 137H242V136H239ZM244 137V136H243ZM26 138H28V140H27V142H26ZM115 138L117 139H119L118 141H116L115 140ZM125 138V137H124ZM245 138V137H244ZM248 138V137H247ZM250 138V137H249ZM257 138V137H256ZM30 139V140H29ZM55 139V138H54ZM70 139V140H69ZM97 139H99L98 141H101V144L99 145L97 142ZM133 139V138H132ZM217 140H218V138H216ZM221 139V138H220ZM239 139H241V138H239ZM39 140H41V139H39ZM42 140V142H47V144L50 142L49 141V139L48 140ZM56 140V139H55ZM96 140V143H97V145H99V147H100V149H99V147H98V150H96L95 148H94V144L92 143H90L91 141H95ZM109 140V139H108ZM107 140V142H110V141H108ZM124 140V142H123V144H122V142L121 141H123ZM166 142H165V141ZM184 141H185V139H183ZM214 140V139H213ZM217 140H215V141H217ZM222 140V139H221ZM221 140H218L217 142H216V144H214L213 142V144H214V146H216V148L218 149V147L221 145ZM237 140V139H236ZM250 140V139H249ZM261 140V139H260ZM58 141V140H57ZM61 141V140H60ZM130 141V140H129ZM128 141V142H129ZM170 142V144L171 145H169L168 143ZM181 141V140H180ZM184 141H182V142H184ZM222 141H224V140H222ZM226 141H227V139H226ZM226 141H224L223 143H225ZM234 141V140H233ZM39 142H41V141H39ZM42 142H41V144L40 145H42V147H43V144H42ZM111 142L108 144V148L110 147V144H111ZM163 142H165L166 144H168V146H170L171 148H167V145H166V147L164 146H162L163 145ZM168 142V143H167ZM222 143V144H223ZM227 143V142H226ZM226 143H225V145H226ZM237 143V142H236ZM241 143V142H240ZM39 144V143H38ZM46 144V143H45ZM45 144H44V146H45ZM50 145H51V143H49ZM103 144H104V142H103ZM207 144H208V146H207ZM212 144V145H213ZM227 144H229V143H227ZM232 144V143H231ZM230 144V145H231ZM250 144V143H249ZM248 144V145H249ZM252 144V143H251ZM260 143H257V145H259ZM50 145H48L49 147H50ZM54 145V144H53ZM130 145V144H129ZM129 145H128V147H129ZM139 145H141L142 147L141 148H139L138 146ZM224 145V144H223ZM233 145V144H232ZM256 145V146H257ZM261 145V144H260ZM259 145V146H260ZM39 147V149H40V151H39V149H38V147ZM47 146V145H46ZM52 146V145H51ZM135 145H133V147H134ZM227 146V145H226ZM13 147H11V148H13ZM37 147V148H36ZM119 147V146H118ZM127 147V148H128ZM212 147V146H211ZM210 147V148H211ZM227 147H229V146H227ZM253 148L252 149H255L256 147H255V145H253L252 146ZM255 147V148H254ZM258 147V146H257ZM48 148V147H47ZM51 148V147H50ZM225 147H223V149H224ZM240 148H242V150L240 149ZM10 149V148H9ZM58 149V148H57ZM66 149V150H65ZM102 149H104V148H102ZM130 149V148H129ZM215 149V148H214ZM217 149H216V151H217ZM232 149V148H231ZM240 149V150H239ZM1 150H3L4 151V149H1ZM48 150V149H47ZM77 150H80V152L82 151V152H84L85 154H87V156H88V159H87V156H86V158H80V161L78 160V154L80 153L79 151H77ZM101 150V151H100ZM125 151H126V149H124ZM219 150H220V147H219ZM225 150V149H224ZM229 149H227V151H228ZM6 151V150H5ZM4 151V152H5ZM27 151V153H30V152H28ZM42 151V152H41ZM49 151V150H48ZM59 151H61L62 152V150L60 149ZM1 152V151H0ZM25 152V151H24ZM44 152H45V149H44ZM51 152H52V150H51ZM76 152H78V153H76ZM119 152V151H118ZM124 152V151H123ZM225 152V151H224ZM251 152H253L254 153V151L253 150H251ZM6 153V152H5ZM27 153H25V154H27ZM32 153V152H31ZM48 153V152H47ZM46 153V154H47ZM125 153V152H124ZM223 153V152H222ZM259 153V152H258ZM257 153V154H258ZM4 154V153H3ZM16 154V153H15ZM117 154V153H116ZM115 154V155H116ZM121 154V153H120ZM227 154H229V152L227 153ZM30 155V154H29ZM28 155V156H29ZM32 155V154H31ZM30 155V156H31ZM37 155V156H38ZM45 155V154H44ZM49 155H55V154H49ZM61 155V154H60ZM106 155V157L107 158H104V156ZM255 155H256V153H255ZM23 156H25V155H23ZM27 156V155H26ZM25 156V157H26ZM29 156V157H30ZM46 156H48V155H46ZM122 156V155H121ZM124 156V155H123ZM257 156V155H256ZM11 157V156H10ZM33 158H36V157H34V156H32ZM61 157V156H60ZM74 157H77V159H75ZM83 157H85V156H83ZM97 157H99V158H97ZM225 157H226V155H225ZM229 157H230V154H229ZM49 158V157H48ZM51 158V157H50ZM54 158V157H53ZM58 157H56V159H57ZM101 158H104L105 160L103 161V163H105L104 164V167H103V164H101L100 162H101ZM252 158H254V157H252ZM256 158V157H255ZM264 158V157H263ZM10 159V158H9ZM19 159V158H18ZM28 159V158H27ZM45 159H46V157H45ZM44 159V160H45ZM82 159V160H81ZM85 159V160H84ZM87 159V160H86ZM249 159H251L250 158V156H249V158L248 159H246V162H247V160H249ZM22 160V159H21ZM20 160V161H21ZM26 160V159H25ZM33 160V159H32ZM39 160H41L40 158H39ZM59 160V159H58ZM262 160H264V159H262ZM30 161V160H29ZM42 161V160H41ZM40 161V162H41ZM49 161V160H48ZM61 162H62V159L60 160ZM86 161V162H85ZM212 161V162H211ZM230 161V160H229ZM4 162H6V160L4 161ZM3 162V163H4ZM39 162V161H38ZM39 162V163H40ZM46 163H48L47 161H45ZM58 162V161H57ZM126 162H127V160H126ZM215 162V161H214ZM214 163V164H217V163ZM250 162V161H249ZM248 162V163H249ZM23 163V162H22ZM27 162H25V163H23V164H26ZM43 163V162H42ZM50 163V162H49ZM112 163H115V165L113 166L112 165ZM232 163V164H231ZM248 163H246V165L248 166L249 164ZM252 163H254V162H252ZM251 163V164H252ZM263 163V162H262ZM60 165H61V163H59ZM86 164L88 165V167H86ZM220 164H218L219 166H220ZM228 164H229V167H227L228 166ZM231 164V165H230ZM11 165H12V163H11ZM27 165H29V164H27ZM30 165H32V164H30ZM47 164H45L44 165V167L46 166ZM50 165V164H49ZM48 165V166H49ZM62 165H63V163H62ZM110 165H112L111 167L112 168H110ZM217 165V166H218ZM245 165V164H244ZM243 165V166H244ZM252 165H254V164H252ZM259 165H262V164H259ZM15 166H17V165H15ZM39 166H41V165H39ZM55 166V165H54ZM63 166H65V165H63ZM70 166H71V164H70ZM68 166V167H62V168H64V171L65 172H67V171H69V173H71L70 171H71V167L73 166ZM120 166H122V167H120ZM216 166V165H215ZM241 166V167H240ZM263 166H264V164H263ZM10 167V166H9ZM14 167V166H13ZM29 167V166H28ZM50 167V166H49ZM70 167V168H69ZM222 167H224V166H222ZM240 167V168H239ZM7 168V167H6ZM15 168V167H14ZM20 168V167H19ZM18 168V169H19ZM26 168V167H25ZM40 168V167H39ZM43 168V167H42ZM46 168H47V166H46ZM57 168H59V167H57ZM253 168H255L254 166H253ZM258 168V167H257ZM256 168V169H257ZM51 169V168H50ZM4 171H5V169H3ZM15 170V169H14ZM25 170V169H24ZM23 170V171H24ZM41 170V169H40ZM48 170H49V168H48ZM60 170H61V168H60ZM74 170H76V168L74 169ZM221 170V169H220ZM223 170V169H222ZM243 170V169H242ZM261 170V169H260ZM43 171H45V170H42L41 172H43ZM62 171H63V169H62ZM77 171V170H76ZM77 171V172H78ZM256 171V170H255ZM259 171V170H258ZM2 172V171H1ZM22 172V171H21ZM27 172V171H26ZM26 172H25V174H26ZM40 172V171H39ZM50 172H51V170H50ZM221 172V171H220ZM225 171H222V174L224 173ZM20 173V172H19ZM24 173V172H23ZM68 173V172H67ZM246 173V172H245ZM245 173H243V174H245ZM248 173V172H247ZM21 174V173H20ZM42 174V173H41ZM40 174V175H41ZM43 174H44V172H43ZM52 174H53V172H52ZM225 174V173H224ZM31 175H33V174H31ZM247 175V174H246ZM246 175H244L245 176V178L247 177ZM253 175V174H252ZM255 175V174H254ZM17 177H19L18 175H16ZM26 177H27V175H25ZM36 177H38L37 175H35ZM43 176V175H42ZM225 176V175H224ZM251 176V175H250ZM263 176V175H262ZM261 176V177H262ZM24 177V176H23ZM22 177V178H23ZM30 177V176H29ZM34 177V176H33ZM255 176H253V178H254ZM257 177V176H256ZM260 177V178H261ZM39 178V177H38ZM87 180H86V179ZM251 178V177H250ZM249 178V179H250ZM252 178V179H253ZM231 179V180H230ZM233 179V180H232ZM252 179H250L251 180V182H252ZM257 179H259L258 177H257ZM256 178H254L253 180L254 181H256L257 180ZM263 179V178H262ZM27 180H28V178H27ZM76 180V181H75ZM237 180V181H236ZM2 181V180H1ZM31 182V181H33V180H28V182ZM87 181L88 182H91V183H87ZM92 181H93V183H92ZM239 181V182H240ZM49 182H50V180H49ZM245 182H247V181H245ZM100 183H102V184H100ZM241 183H244L243 181H241ZM262 183H263V181H262ZM46 185V184H45ZM245 185V184H244ZM243 185V186H244ZM256 188H261L260 186H257V185H255V184H253ZM260 185V184H259ZM262 186V185H261ZM24 187H25V189H24ZM226 187H227V189H229L228 191H225L224 193H220L221 192V190L222 189H226ZM245 188L246 187H248V186H244ZM254 187V188H255ZM22 188H23V190H22ZM92 189H96L95 190V192L93 193L92 192ZM226 189V190H227ZM258 190V189H257ZM264 190V189H263ZM254 191H256V190H254ZM253 191V192H254ZM259 191V190H258ZM257 191V192H258ZM11 193V192H10ZM21 193V194H20ZM75 193H77V195H80L79 197H75ZM84 193H85V196H84ZM261 194H263V196H264V193H262V192H260ZM5 194H6V192H5ZM12 194V193H11ZM232 194V195H233ZM257 194V193H256ZM255 194V195H256ZM7 196V195H6ZM224 196V195H223ZM228 196V201L230 200L231 201V198H229V196H231V195H227ZM236 196V195H235ZM258 196L260 197V198H262V196L260 195V194H258ZM9 197V196H8ZM18 198V199H21V198ZM226 197V196H225ZM225 197H223V199L225 198ZM234 197V196H233ZM13 198H16V197H13ZM22 198V199H23ZM38 197H36V198H32L33 200H35V199H37ZM221 198V197H220ZM39 199V198H38ZM39 199V200H40ZM222 199V198H221ZM254 199H256L257 201H258V199L257 198H253V200ZM263 199V198H262ZM32 200V201H33ZM38 200V201H39ZM234 199H232V201H233ZM260 200V199H259ZM16 201V200H15ZM20 201H22V200H20ZM20 201H18V202H20ZM30 201V199L28 200V202ZM221 202H224V201H222V200H220ZM256 201V202H257ZM264 201V200H263ZM12 202H14V201H12ZM17 202V201H16ZM17 202V203H18ZM23 202H25V201H23ZM22 202V204H21V206H26V204H24ZM42 202V203H43ZM234 202V201H233ZM238 202V201H237ZM260 202H262V201H260ZM30 203V202H29ZM34 204H35V202H33ZM32 203V204H33ZM41 203V204H42ZM228 203V202H227ZM251 203V202H250ZM14 204V203H13ZM226 204V203H225ZM228 204H230V206L232 205L231 203H228ZM227 204V205H228ZM252 204H253V202H252ZM255 204V203H254ZM256 204H258V203H256ZM260 205H261V203H259ZM258 204V205H259ZM16 206L18 205V204H15ZM19 205H20V203H19ZM29 205V204H28ZM31 205V204H30ZM38 205H40L39 203L37 204V207H38ZM222 205H224V204H222ZM44 206H45V204H44ZM234 206V205H233ZM238 206H236V207H238ZM245 206H247V209H245L246 207ZM251 206H253V205H251ZM263 206H264V203H263ZM262 205H261V207H263ZM31 207H33L32 205L30 206V208ZM37 207H33V208H36V209H38ZM40 207H42V205L40 206ZM47 207H49V205L47 206ZM32 208V209H33ZM258 208H260V206L258 207ZM258 208H255V209H258ZM264 208V207H263ZM49 209H50V207H49ZM234 209V208H233ZM238 209V208H237ZM239 209H240V207H239ZM238 209V210H239ZM251 209V208H250ZM28 210V209H27ZM52 210V211H53ZM228 210H230L231 211V209H228ZM50 211V210H49ZM48 211V212H49ZM240 211V210H239ZM248 211H249V209H248ZM255 210H251V212L253 213ZM260 211H262L261 209H260ZM259 211V212H260ZM53 212V213H54ZM56 212V213H57ZM99 212H103V214H101L100 213V215L99 216H97V214H99ZM256 212H257V210H256ZM256 212L254 213V214H256ZM47 213V212H46ZM84 213H88V217H86V216H84V217H86V218H83L82 217V214L84 215ZM247 212H245V214H246ZM252 213H250V215L252 214ZM262 213L264 214V212L262 211ZM261 213V214H262ZM44 213H42V214H39V216H41L42 217V215H43ZM50 214V213H49ZM59 214V213H58ZM58 214H57V216H58ZM59 214V215H60ZM259 214V213H258ZM257 214V215H258ZM260 215V217L261 218H264L263 216L264 215ZM53 215V214H52ZM243 215H244V212H243ZM248 215V214H247ZM246 215V216H247ZM46 216H47V214H46ZM46 216H45V218H46ZM250 218V217H249ZM252 218V217H251ZM259 218V217H258ZM261 218H259V219H261ZM46 219H48V218H46ZM50 219V220H51ZM66 219V218H65ZM233 219V218H232ZM256 219V218H255ZM254 219V220H255ZM257 220V219H256ZM255 220V221H256ZM231 221V220H230ZM262 221V220H261ZM24 222V221H23ZM146 222H148L149 224H151V225H153V226H155L157 229H158V227L159 228H161L159 231H154V232H149V229L147 228V225L145 226V223ZM264 223V222H263ZM71 224V225H70ZM234 224V223H233ZM49 225V224H48ZM230 225V226H229ZM49 227V226H48ZM236 227H238V226H236ZM253 227V226H252ZM260 227V226H259ZM54 228H57V227H54ZM239 228V227H238ZM254 228V227H253ZM257 227H255V229H256ZM24 229V228H23ZM35 229V228H34ZM254 229V230H255ZM36 230V229H35ZM49 230V229H48ZM233 230V229H232ZM235 230V229H234ZM236 230H239V229H236ZM241 230H242V227H241ZM240 230V231H241ZM254 230H252V232L254 231ZM259 230V229H258ZM176 231H178V233L181 235V238L179 239V240H181V245L180 246H173L172 244L170 245V243H164V240L166 239V238H169V237H171V236H173V235H176V234H178ZM247 231V230H246ZM24 232V231H23ZM36 232H37V230H36ZM237 232V233H236ZM236 232H233V234H236V235H238V237H240L239 236V231H236ZM252 232H250V233H252ZM34 233V232H33ZM40 233V232H39ZM248 233V232H247ZM250 233H248V234H250ZM71 236H70V235ZM75 234V235H74ZM242 234V233H241ZM240 234V235H241ZM253 235H254V233H252ZM235 235V236H236ZM243 235V234H242ZM30 236V235H29ZM55 236H57L56 234H55ZM245 236V235H244ZM52 237V236H51ZM71 237H73L72 238V240L70 239ZM258 237V236H257ZM53 238V237H52ZM52 238H50V236H49V239L50 240H52ZM255 238V237H254ZM26 239H27V236H26ZM238 239H240V238H238ZM28 240H29V238H28ZM30 240H32V239H30ZM68 240H71V241H73L74 243H72L71 241H68ZM167 240V239H166ZM165 240V241H166ZM170 240V239H169ZM178 240V241H179ZM173 241V240H172ZM240 241V240H239ZM254 241V240H253ZM3 242V241H2ZM69 242H71V243H69ZM38 243V244H39ZM50 243V242H49ZM76 243V247L74 248V247H72L73 246V244H75ZM164 243V245H162ZM174 243V242H173ZM253 243V242H252ZM254 243H256V241L254 242ZM22 244V243H21ZM228 244V243H227ZM247 244V243H246ZM264 244V243H263ZM45 245V244H44ZM72 245V246H71ZM224 245V244H223ZM240 245V244H239ZM47 246H48V243H47ZM226 246V245H225ZM228 246V245H227ZM262 246V245H261ZM69 247H71V249H69L68 250V248ZM224 247V246H223ZM242 247V246H241ZM24 248V247H23ZM249 248V247H248ZM19 249H21V248H19ZM22 251H23V249H21ZM25 250V249H24ZM26 250V252H28ZM260 250V249H259ZM261 250H262V248H261ZM257 251V250H256ZM13 252H15L16 253V249H15V251H13ZM12 252V253H13ZM8 252H6V254H7ZM9 253H10V251H9ZM15 253H13V254H15ZM23 253V252H22ZM25 253V252H24ZM257 253H259V252H257ZM261 253V252H260ZM5 254V258H7V255ZM12 254V255H13ZM18 254V253H17ZM27 255L25 256V257H28L29 258V256H28V253H26ZM245 254V255H244ZM9 255H11V253L10 254H8V256ZM222 255V254H221ZM22 256V255H21ZM123 256L124 257V259H122L121 257ZM259 256V255H258ZM263 257H261L260 258V264H264V253H263V255H262ZM9 257H11V256H9ZM8 257V258H9ZM13 257H15L14 255H13ZM13 257H12V260H13ZM22 257H24V256H22ZM178 257V258H177ZM219 257H221V256H219ZM256 257H257V255H256ZM28 258L26 259V262L25 261H23V263L24 264H29V262H30V259H29V261H28ZM45 258H47L46 260L47 261H44V259ZM4 259V258H3ZM19 259H21V258H19ZM251 259H252V257H251ZM8 260L9 259H6V261H7V263H8ZM36 260H35V262H36ZM129 260V259H128ZM5 261V260H4ZM11 261V260H10ZM19 261V260H18ZM193 261V262H194ZM202 261V262H201ZM252 261V260H251ZM21 262H22V260H21ZM21 262H18V263H20V264H22ZM28 262V263H27ZM133 262V261H132ZM185 262V261H184ZM6 263V262H5ZM183 263V262H182ZM31 264V263H30ZM129 264H134V263H129ZM189 264H194V263H189ZM196 264V263H195ZM258 264H259V262H258Z\"/></svg>","mask_w":264,"mask_h":264},{"label":"rangeland","instance_id":"2","mask_svg":"<svg viewBox=\"0 0 264 264\" xmlns=\"http://www.w3.org/2000/svg\"><path fill=\"white\" fill-rule=\"evenodd\" d=\"M39 1H41V2H38V1H35V0H0V120L2 121V125H4V127L6 128V129H8V126H9V123H10V125H11V127L13 126V124L14 125H16V121H17V124H18V122H19V124H18V126L19 125H21L20 126V128H24V129H26V127H28L27 129V132L28 131H30V132H32V133H34V134H36V136L35 137H33L34 136V134L32 135V133L31 134H29L30 136H32V138L30 137V139H32L31 141H37L38 140V142H37V145L38 146H41V150L43 151V156L40 154V157H39V155L38 154H36L35 152H33V151H28V150H25V147H24V145L23 144H21V146H23V150H21V151H16L15 150V148L13 147V146H9V147H4V148H1V149H4V151L6 152H4L3 150H1L0 149V264H20V263H18V262H21V260H22V264H24L23 263V261H25L26 262V259L28 258V257H25L27 254L26 253H28V256H29V258H28V261H29V259H30V262H29V264L31 263V264H40L36 259H34L33 260V257H32V253H30L29 254V251L26 249L28 246V244L29 243H31L32 245H37V246H39L40 245V239H42V240H45V242L46 243H42L41 244V246L44 248V250H43V253H45L46 251H48V250H52L51 248L52 247H54V246H52V245H54V244H56L55 242H57L56 240H57V237L60 235H58V233H59V231H61V230H63V231H67V228L69 227V223H71V221H69V222H66L65 220H69V217H64L63 215H62V213L60 214V212H54V210H53V207H51V205L49 204V203H44L40 198L41 197H39V196H36V197H38L37 199H35V200H33L34 198H36V197H34V195H32V197L30 198L29 197V195L31 194H29L28 195V198L25 196V198H23L22 196L24 195L23 193H22V195H21V197L23 198H21L20 196H16V195H14V194H17V192L15 193V187L14 188H12L11 189V187L10 188H8V190L9 191H6V190H4L3 189V187H2V185H4V184H7V183H13L14 182V180L13 179H15V178H19V179H25L23 182L25 183V181L27 182L26 184H29V183H34V181L36 180L37 182L39 181L38 179H40L41 177V180H43V178H47V177H44V175H45V172H47L46 174L47 175H45V176H52L53 177V175L55 174V172H56V176H57V174L59 173V175L60 176H62V179L61 180H59V182H61L62 181V183H66L67 185H74V189L76 188V187H79V188H81V187H83L81 184H79V183H71V182H67L66 181V179H67V177L68 176H70V174L71 175H73L74 173V175L76 176V177H78V175H79V172L80 171H78V169H77V167H82V166H80L79 165V163H76V164H72V163H69L68 162V160H67V164L65 163V161H66V159H69V157H67L66 156V152L64 151V148L62 147V146H64V145H62L61 143L63 142L62 140H63V137H65V138H67V133H69L70 134V127H69V123H70V121H73V120H71L72 118H70L71 117V115L73 114L72 112H70V111H68L67 112V110H68V108H66V106H59L58 104H60V103H58V104H56V103H54L53 101H48L47 100V98H46V95L43 93L42 94V91L43 92H48V94L49 93H51V95L53 96V97H55L56 99H58V101H60L59 99H63V97L62 96H64V95H69V94H71V95H74V97H77L80 101H82V99H84V98H86V100L88 101V102H90V103H93V106L94 107H96V108H98L99 110H104L105 109V111H103L104 113H103V116H104V118H105V120L107 119V121H108V123L110 122V125H113L112 127H116V128H118L121 132H122V130H123V137H121V139H124L126 142L123 144V142H124V140L123 141H121L122 142V144L124 145L123 147H121V145H118V144H121V143H119L118 142V144L117 143H115V141L114 142H111V138L110 137H113L112 135H114V134H112V132H113V130L111 129V126H110V129L112 130H108L109 132H107L106 133V135H104L105 136V139L103 140V138H101L99 135H98V138L100 139H102L103 141H102V144H101V141H98L99 139H97V143L100 145L101 144V146L102 145H104V147H102V148H104V149H102L101 148V150H108L109 149V151L111 152V150H112V152L111 153H113V148H111V146L115 143V145L117 144V146H116V148H114V151H116V153L114 152L113 153V156H112V158H113V160H117V159H119V157L122 159V161H123V167L122 166H120V167H122V169L124 168V165H125V168L126 169H123L122 171V173L124 174V171H126L125 172V174H127L128 173V171L131 169L130 168V163L132 162L131 161V159L133 158V156H134V154H135V152H136V144L135 143H137L136 141H135V138L133 137L134 136V134H129L128 132H127V130H128V128H130L131 127V125L129 124V126H127V125H125L124 124V122L126 123V121L128 120V117H129V115H127L126 114V116H127V119H126V116H121V114H120V112H118L119 110L121 111H123V110H126V109H124V107L121 105V104H119V103H117L116 101H115V99H114V101H115V103H112V104H115L114 106H112V107H106V106H104L102 103H101V101L99 100V98H97V96L98 97H100L101 96V94H99L98 92H104L105 91V89H106V91H107V89H109V91L108 92H105V96L107 95L108 97H112L113 95H115V94H117L119 91H123V90H125L126 89V91H127V86H129L128 85V81L127 80H130L129 78H132L133 79V77H134V80H141V79H146V78H158V77H161V74H159L158 76H156L158 73H155V76L156 77H153L154 76V74L152 73L151 74V72H153L154 70L153 69H150V70H147V68L146 67H144L145 65V59L143 58L144 56H146L145 58H148L150 55H151V53H153L152 55H154V51H155V49H153V48H156L157 47V45L154 47V42H157L156 41V39L158 38V37H162L164 34H169L170 33V37H169V39H168V41L170 40V39H172V41L170 40V42L172 43V44H170L169 42L167 43V45H171V46H168L167 47V50H168V52H167V55L168 54H170L171 52H172V50L173 49H171V48H174V50L173 51H176V49H177V44L179 45V44H182L181 45V48H186V49H188L189 47H190V45H191V47L192 48H190L189 50H186L185 51V53L187 54V55H183V52H182V54H181V56L180 57H177V60L178 59H180V60H178V62H182L181 64H179L178 65V67L177 68H167V70L166 69H162V68H164L163 66L160 68V66L159 67H157V68H159V69H161V72L163 73H166V74H164V77L167 75V74H173L174 76H175V82L173 81V84H171V85H174V86H172V87H169V89H172L173 88V91H174V87H175V84L177 85V83H179V81H182L183 80V75H187V76H192V75H196L195 77H196V79H197V81H198V79H199V81L197 82V87H199L200 88V90H199V88H198V90L197 91H199V92H194L195 90H189L187 93H190L191 91H192V93H194V94H189V96L188 95H177V96H174V98L175 97H177V98H173V100H171V101H175V102H177L178 100L180 101V100H182V101H184V99L185 98H187V97H189V98H192L191 96H193V98H196V99H194L195 101H194V106H195V108H197L199 111H197V109H194V108H191V112H193L195 115H193L194 116V121L193 120H191V118H190V123L189 124H186L184 127H182V129L181 128H178V129H174V127L170 130V133L168 134V133H166L167 135H168V138H170V136H171V140H173L174 138H175V141H174V146H176V148H180L181 146L179 145L180 143H184L185 144V146H187V143L188 142H190V141H192L191 139L193 138V136L192 135H190V137H192L190 140L188 139V136L189 135H187L188 134V132L189 131H191L192 130V128H193V130L192 131H200V127L202 126V124L204 123V122H211V121H213L212 119H214L215 117H218L220 120L219 121H221L222 120V118H223V121H224V119H228V117L229 118H231L233 115V117L235 118V119H237V117H238V119L239 120H235L234 119V123H232L231 124V129L229 130L230 132H229V134H228V131H226L228 128H224L223 129V132L222 133H218V132H216V133H214L212 136V138L214 139H212L211 140V142H208V143H210L209 144V146H208V144H207V146H208V150H209V155H210V159H212L213 160V162H212V165H214V170H217V171H219V177H218V182H223L225 179H227L228 178V171H227V169H225L226 168V166L225 165H222V164H220V163H217L216 162V160H215V158H214V156L215 155H213L214 153L216 154V153H218V152H221V154H222V156L224 155V161L226 162V163H229V162H232L231 161V156H232V153L234 152V151H237L238 149H236L237 148V146L239 147V145H244L243 143H245L246 144V142L248 141V143H247V145H245L246 146V148L244 147V149H248V147L250 148V146H251V150H253L254 151V153L253 152H251V150L249 151V155L247 156V158L246 159H248L249 158V156H250V158L251 159H249V160H247V162H246V159H245V163H243L241 166H242V168L239 170V172H238V174L236 175V177H233L234 179H236L237 178V180L241 177H244V179L242 178V180L241 181H243L244 183H241V181H240V179H239V181H238V183L237 184H240V185H242V188H243V190L245 189V191L246 190H248V189H250V184H251V189H253L252 191H250V194L249 195H247V198H249V200H248V202H247V206H249V211H248V209H247V206H245L246 208L245 209H247V210H241V208L243 209L244 208V206H242V205H240V206H238L240 203H239V201H241V197H240V193H242L241 191V189H239V188H236L235 190H237V193L238 194H233V192H232V194L230 193V194H227V195H231V196H229V198H231V201L229 200H227L228 199V196L226 195V193H224L225 191H228L229 189H227V187H226V189L224 188V189H222L221 190V192L220 193H224L223 195H221L220 194V196L219 197H217V198H219L220 200H222V201H224V202H221L220 200H219V202H220V204L221 205H219V209H222V211L224 212V214L226 215V217H227V221L229 220V224L231 225H236V226H238V227H233L232 225V229L229 231V232H231L230 233V235L229 236H227V237H232L233 238V240H229V241H223V240H221V242H220V245L222 244V246H219V247H221L220 249H218L214 254L212 253V256H218V258H219V261H220V258L222 259V261H225L226 259H225V257L223 258L222 256H223V250H225V249H229L228 247H233L234 249H236V248H238V249H245V248H247L248 250L247 251H244V253L246 254H244L245 256H244V261H243V263L244 264H258V262H259V264H260V258L261 257H263L262 255H263V253H264V218H261L260 217V215H262L263 213H262V211L264 212V206H263V203H264V196H263V194H261L260 192H262V193H264V166H263V164H264V160H262V159H264L263 157H264V131H263V129H264V115H263V117H262V114H260L259 115V110H263L264 111V101H263V97H264V66H263V68H261L262 66L259 64V61L261 62V60H259V58H260V55H261V58H263L264 57V45L262 44V47H261V43H263L264 42V0H172V1H170L173 5H175L176 7H175V10H172L169 14H168V11L167 10H165L166 12H167V17H168V21H167V19H165L167 22H165L164 21V25H161V23H157V24H159V25H156V26H158V27H153V26H151V24L150 23H143L145 20H148V18H146L145 20L144 19H142L143 17L145 18V16H147V14L149 15H151V14H153L154 15V13H158V14H161L162 12H163V15L164 14H166V13H164L165 11H162V12H160L157 8H154V7H151V5L148 3L149 2V0H111L112 2H114V3H111V1L110 2H107V3H110V4H107V5H109V6H112L113 8H109V7H107V8H105V5H104V7L101 9L104 13H102V14H104L106 17H109L108 15H110V14H112V13H114V9H115V11H117V9L119 10V11H117L118 13L117 14H120V16L118 15L117 17H118V21H116V23L118 22V25H116L117 27H120L119 25L120 24H123V26L121 27V28H123L124 29V25L125 24H127L128 23V25H130V23H132L133 21L131 20V22H130V20L128 19L127 20V18H128V16H130V18H133V17H131V15H133L134 13H133V11H131L132 10V6L134 5V8L133 9H138V6H139V9H138V12L137 13H140V14H142V12H143V15H141V17L139 16L140 14H137L138 16H139V18H138V16L136 17L135 15H136V12H135V15H133V16H135L134 18H133V20H135L134 21V25L135 24H137L138 26H136L134 29H136V28H138V29H140V27H143L144 28V30L147 28V27H149V28H151V27H153L154 29L153 30H151V32H153L152 34H151V32L149 31V30H147V31H144L143 30V32H142V34H143V37H144V39H143V37H142V34H141V29L139 30L140 32V35H141V37H139V38H137L138 37V35L137 36H135L136 38V40H138V43H140V41H139V39L141 40V39H143V40H145V38H146V36L147 37H149V33L151 34V36H152V38L150 39H148L149 41H144L145 43H142L141 44V46H140V48H141V50H139V52H137V54H135L136 55V57H135V55H134V59L133 60H131L129 63H128V61H124L125 59L123 58L124 56L122 55V54H124L123 52L124 51H122V50H119V49H117V47L115 48V46L113 45V41L112 40H108V38H104V40L102 39L101 40V38H103V37H101L102 35H101V29H100V25L98 26L96 23V25H94V24H90V22H88L87 20V22H85V21H83L85 18H86V16L85 15H87L85 12L87 11H85V12H83V14H85L84 16V18L83 19H81L82 20V22H81V20L80 19H78V20H80V21H77V18H79L81 15H82V12H81V14L79 15V12H77L76 11V9H78L77 7H79V5H81L82 3L83 4H85L87 1L86 0H83V2H82V0H78V1H76V0H71V3H69V4H66L65 5V2H64V0H39ZM43 1H46V3L45 2H43ZM55 3H54V2ZM72 1H74V3L72 2ZM76 1V2H75ZM79 1H81V2H79ZM107 1V0H106ZM109 1V0H108ZM126 1V2H125ZM133 2V3H131V2ZM148 1V2H147ZM169 1V0H168ZM167 1V2H168ZM187 1V3H184V2H186ZM31 2H33V3H31ZM36 2H38V3H35ZM79 2V3H78ZM115 2H116V6L114 7V5H115ZM122 2H124V3H122ZM188 2H190V3H188ZM253 2V3H252ZM26 3V4H25ZM51 3V4H50ZM63 3L64 5H65V8H67L66 10L68 11V12H66V10L64 9L63 10V12L62 11H60L59 13H61V15L59 14H56L55 12H53V14L51 13L52 11H55V10H57V8H59L60 9V5ZM77 3V4H76ZM88 3V2H87ZM118 3H119V5H118ZM130 3H131V5H130ZM251 3V4H250ZM30 4V5H29ZM34 5V7H33V5ZM62 4V5H63ZM73 4V5H72ZM75 4V5H74ZM113 4V5H112ZM127 4V5H126ZM133 4V5H132ZM137 6H136V5ZM158 4V7L160 6V4L159 3H157ZM157 4L156 5H153V6H155V7H157ZM190 4V5H189ZM27 5H29V7L27 6ZM57 5V6H56ZM86 5V4H85ZM125 6L124 8L122 7V6ZM130 5V6H129ZM162 5V4H161ZM186 5V6H185ZM217 5V6H216ZM30 6H32V7H30ZM56 6V7H55ZM59 6V7H58ZM118 6H120V8L118 7ZM136 6V7H135ZM188 6V7H187ZM26 7V8H25ZM38 7H40L39 9H38ZM41 7H43V8H41ZM87 7V6H86ZM85 7V8H86ZM116 7H118L117 9H116ZM128 7H130L131 8V10L128 8ZM140 7H142V8H140ZM185 7H186V9H185ZM28 8V9H27ZM55 8V9H54ZM76 8V9H75ZM108 8L110 9V12L108 11H106V10H108ZM126 8V9H125ZM184 9V10H182V9ZM47 9V10H46ZM75 9V10H74ZM122 11H121V10ZM127 9H129V12L127 11H125V10H127ZM141 9V10H140ZM245 10L242 14H239V12L241 11V10ZM31 10H34V11H32L31 12ZM36 10V11H35ZM44 10H46V11H44ZM111 10L113 11L112 13H111ZM186 10V11H185ZM25 11V12H24ZM28 11V12H27ZM73 11V12H72ZM146 11V12H145ZM170 11V10H169ZM174 11V12H173ZM39 13V15L37 14V13ZM65 12H66V14H65ZM120 12V13H119ZM133 13V14H131V13ZM160 12V13H159ZM173 12V13H172ZM212 12H216L215 14L214 13H212ZM34 13V14H33ZM45 13H47V14H45ZM63 13V14H62ZM77 13V14H76ZM125 13V14H124ZM29 14V15H28ZM32 14V15H31ZM41 14H42V16L45 14L46 16H44L43 18H45L44 20H42L43 18L41 17ZM106 14H108V15H106ZM128 16H127V15ZM129 14H131V15H129ZM144 14H145V16H144ZM172 14V15H171ZM252 14V16H250ZM30 17H28V16ZM33 15H35V16H33ZM51 16V15H54V17H57V18H54L53 16H52V18L56 21V19H58V21H60V25H61V29H60V27H59V23H57L58 24V29H57V27H56V29H54V27L53 26H51V28L49 29V28H47V27H43L44 26V24H43V22L44 23H46L45 21H50V20H52L51 19V17H48V16ZM62 15H63V17H62ZM126 15L127 16V18H125L124 16ZM162 15V14H161ZM171 16V18H170V16ZM174 15V16H173ZM260 15V16H259ZM4 16V19H3V21H2V17ZM38 16H40L41 18H39ZM78 16V17H77ZM83 16V15H82ZM82 16H81V18H82ZM111 16V15H110ZM173 16V17H172ZM28 17V18H27ZM116 17V18H117ZM119 17H120V19H119ZM181 19H180V18ZM220 19H218V18ZM235 17V18H234ZM241 17V18H240ZM261 17V18H260ZM24 18V19H23ZM63 18V19H62ZM136 18H137V20L139 19V21L140 22H142V23H138L137 22V20H136ZM140 18L143 20H140ZM182 18H184L186 21H188V23H186V21H185V23H184V21H183V19ZM207 18V19H206ZM208 18H211V20H209V22L207 21L208 20ZM246 18H252V19H256L255 21H253L254 23L251 25V24H249V23H245V24H243V21H244V19H246ZM260 18V19H259ZM22 19V20H21ZM30 19H32V20H30ZM33 19H34V21H33ZM36 19V20H35ZM91 19V18H90ZM89 18H88V20H90ZM126 19V20H125ZM171 19V20H170ZM177 19V20H176ZM198 19V20H197ZM200 19V20H199ZM204 19V20H203ZM206 19V20H205ZM228 19H232V20H228ZM233 19L234 20H236V19H238L237 20V23H234L233 22ZM26 20H28V21H26ZM116 20V19H115ZM125 22V24L123 23V21ZM175 20H176V22L178 21V22H182L183 21V23L182 24H180V23H178L179 25L177 26V23H175ZM181 20V21H180ZM30 21V22H29ZM33 21V22H32ZM38 21H39V23H38ZM41 21V22H40ZM43 21V22H42ZM92 21V20H91ZM128 21V22H127ZM189 21L191 22V23H189ZM195 23H194V22ZM200 21V22H199ZM205 21H207V22H205ZM218 21V22H217ZM251 21V20H250ZM72 22V23H71ZM73 22L75 23V26L77 27H75L74 26V24H73ZM83 22H84V24H83ZM121 22V23H120ZM130 22V23H129ZM135 22H137V23H135ZM173 22V23H172ZM202 22H204V23H202ZM213 22V23H212ZM242 22V23H241ZM27 23V24H26ZM67 23V24H66ZM81 25H80V24ZM92 23H93V21H92ZM200 23H202V24H200ZM206 23H209V24H206ZM240 23V24H239ZM133 24H131L130 26H132V28L131 27H127V25H125L128 29H129V31L127 32V30H125L126 32H127V34H130V32H135V30L133 29ZM150 24V25H149ZM154 24V23H153ZM152 24V25H153ZM187 24V27L185 26ZM200 24V25H199ZM204 24V25H203ZM219 24V25H218ZM224 24H225V26H226V28H225V26H224ZM242 24L243 25H245L244 27L245 28H242ZM24 25V26H23ZM26 25V26H25ZM86 25H87V27H86ZM91 25V26H90ZM176 25V26H175ZM204 27H203V26ZM206 25V26H205ZM209 25V26H208ZM240 25V26H239ZM57 26V25H56ZM89 26V27H88ZM98 26V27H97ZM115 26V27H116ZM161 26V27H160ZM175 26V27H174ZM180 26H181V28H180ZM189 26H190V28H189ZM199 27V30H198V28H196V27ZM214 26V27H213ZM247 26H250V27H247ZM253 26V27H252ZM24 29H23V28ZM74 27V28H73ZM178 27H179V29H178ZM200 27H201V29H200ZM76 28V29H75ZM81 28V29H80ZM100 29V31H98L99 29ZM156 28H159V30L157 29V31H156ZM161 28V29H160ZM196 28V29H195ZM203 28H204V30H203ZM241 29L242 28V30H237V29ZM247 28H248V30H247ZM26 29V30H25ZM53 29L56 31H53ZM70 29V33H69V30ZM74 29H75V31H74ZM97 29V30H96ZM123 29H121V30H123ZM134 31H133V30ZM138 29H136V31L138 30ZM188 31H187V30ZM219 29V30H218ZM223 31H222V30ZM245 29H246V31H245ZM251 29H252V31H251ZM72 30V31H71ZM83 30V32H80V31H82ZM123 30V31H124ZM131 30V31H130ZM162 30V31H161ZM167 30H168V32H167ZM201 30V31H200ZM21 31V32H20ZM24 31V32H23ZM32 31V32H31ZM58 31V32H57ZM62 33H61V32ZM85 31V32H84ZM97 31V32H96ZM148 31H149V33H148ZM238 31H240V32H238ZM247 31H248V33H247ZM26 32H28V34L26 33ZM61 34H60V33ZM73 34H72V33ZM79 32V33H78ZM101 32V33H100ZM126 32H123L124 34L126 33ZM155 32H156V34H155ZM159 32V33H158ZM223 32V33H222ZM236 33V35H238L237 36V38H235L234 36H235V33ZM249 32H251V33H249ZM263 32V33H262ZM20 33H22V36L20 35ZM32 33H34V34H32ZM67 33V34H66ZM69 33V34H68ZM86 33V34H85ZM97 33H100L99 35L100 36H98V34ZM136 34L138 33V32H135ZM132 34V36L133 35H136V34ZM144 33L146 34V33H148L147 35H144ZM233 33H234V36H233ZM19 34V35H18ZM26 34V35H25ZM31 34V35H30ZM89 34H90V36H89ZM93 34V35H92ZM125 35L126 37L128 36V35ZM177 34V35H176ZM222 34V35H221ZM241 34H242V36H241ZM258 34V35H257ZM263 34V35H262ZM24 35V36H23ZM63 35V36H62ZM66 35V36H65ZM71 35V36H70ZM77 35V36H76ZM85 35V36H84ZM139 35V36H140ZM216 35V36H215ZM218 35V36H217ZM220 35V36H219ZM249 35V36H248ZM257 35V36H256ZM17 36H19V38L17 37ZM93 36V37H92ZM130 36V35H129ZM128 36V37H129ZM169 36V35H168ZM212 36H214V38L212 37ZM245 36V37H244ZM246 36H248V37H246ZM262 36V37H261ZM18 38V40H17V38ZM23 37V38H22ZM32 37V38H31ZM36 38V39H34V38ZM57 37V38H56ZM71 37V38H70ZM80 37V38H79ZM101 37V38H100ZM127 37V38H128ZM131 37V36H130ZM134 37V36H133ZM157 37V38H156ZM178 37V38H177ZM189 38V39H187V38ZM218 37V38H217ZM16 38V39H15ZM54 38H56V39H54ZM59 38V39H58ZM88 38V39H87ZM91 38V39H90ZM95 40H93V39ZM100 38V39H99ZM122 38V37H121ZM120 38V40L122 41V42H124L123 40L124 39H121ZM124 38V37H123ZM126 38V39H127ZM185 38V39H184ZM233 38H235L234 39V41L233 40H231V39H233ZM13 39H15V41H16V43H14L15 41L13 40ZM32 39H33V41H32ZM51 39H54V41H52ZM65 39H66V41L67 42H65L64 43V41H65ZM74 39V40H73ZM76 39V40H75ZM108 41H107V40ZM131 39H133V38H130V40ZM175 39H177V40H175ZM196 39V40H195ZM200 39V43H198L197 44V42H196V44H193L194 43V40L195 41H198ZM203 39V40H202ZM218 39V40H217ZM20 40V41H19ZM71 42H70V41ZM73 40V41H72ZM80 40H82L81 42H80ZM90 40V41H89ZM93 42H92V41ZM98 40H99V42H98ZM129 39H127L126 40V42L128 41ZM183 40V41H182ZM189 40V41H188ZM233 41L234 43H232V44H234L233 46H232V44H231V47H230V45H228L227 47H223V49L221 50L220 48H222L221 47V45L222 44H224L223 42H225V43H227L228 41ZM236 40V41H235ZM248 40V41H247ZM14 41V42H13ZM35 41V42H34ZM74 41L76 42V43H74ZM89 41V42H88ZM132 41V40H131ZM130 41V42H131ZM175 41V42H174ZM176 41L178 42V43H176ZM205 41V42H204ZM238 41V42H237ZM246 41V42H245ZM260 41H262V42H260ZM18 42H20V43H18ZM25 42V43H24ZM27 42V43H26ZM33 42V43H32ZM72 42H73V45H72ZM78 42V43H77ZM122 42H120V45L122 46L123 44L125 45L126 44V46L130 43H123L122 44ZM149 42V43H148ZM184 42V43H183ZM190 42V43H189ZM202 42V43H201ZM217 42V43H216ZM241 42V43H240ZM242 42H245V44L244 43H242ZM35 43V44H34ZM59 43H60V45H59ZM64 45H63V44ZM71 45H70V44ZM89 43V44H88ZM91 43H92V45H91ZM96 43H98V44H96ZM102 43V44H101ZM104 43V44H103ZM110 43V44H109ZM133 43V42H132ZM131 43V45H134V44H132ZM137 43V42H136ZM186 43V44H185ZM208 43V44H207ZM220 43V44H219ZM248 45H247V44ZM21 44V45H20ZM24 44V45H23ZM67 44H69V45H67ZM101 44V45H100ZM106 44V45H105ZM114 44H116V43H114ZM144 44L146 45V46H144ZM156 44V43H155ZM173 44L174 45H176V46H173ZM188 44H190V45H188ZM220 45L219 47H217L218 45ZM28 45V46H27ZM69 46V47H65L64 48V46ZM84 45V46H83ZM93 45H97L96 47L95 46H93ZM112 45V46H111ZM122 46V47H124V50L126 51V49H125V46ZM137 45V44H136ZM135 45V46H136ZM139 45V44H138ZM196 45V46H195ZM201 45V46H200ZM215 45V46H214ZM250 45V47H248ZM19 46H20V48H19ZM22 46V47H21ZM60 47L61 46V51L58 49V48H56V47ZM129 46V45H128ZM142 46H144V47H142ZM150 46V47H149ZM153 46V47H152ZM183 46V47H182ZM200 46V47H199ZM239 46H241V47H239ZM247 48H246V47ZM17 47V48H16ZM23 47H25V48H23ZM35 47H36V49H35ZM54 47H55V49H54ZM71 47H72V49H71ZM92 47H93V50L95 49L96 50V52L97 53H99V52H102L103 51V54L105 55V54H107V55H105L106 56V59L108 60V64L110 65V64H112L113 65V68H112V66L110 65H108L109 67H111L112 69H111V71H109L110 69L108 68V66H107V68L109 69V70H107V71H109V73L108 72H106L105 71V69H104V71H105V73H102L101 74V77L103 78H101V82H100V80H97L98 82H100V83H98L97 81H95L94 79L96 78V75L94 74V71H95V68H96V71L98 70V68H97V64H95V63H98L99 61H100V59H98V58H95L96 57V55H98L99 56V54H96V52L94 53L93 52V50H91L92 49ZM99 49H98V48ZM169 47H171V48H169ZM193 47H195V48H193ZM197 47V48H196ZM206 47V48H205ZM214 47V48H213ZM22 48V49H21ZM30 48V49H29ZM35 50H34V49ZM66 48H67V51H66ZM76 48V49H75ZM114 50H113V49ZM128 48V47H127ZM129 48H131L130 46H129ZM138 48L139 47H137V50H138ZM139 48V49H140ZM178 48H180V46L178 47ZM184 48V49H185ZM204 48V49H203ZM218 48V49H217ZM236 51L237 50V53L233 50V49ZM236 48H238V49H236ZM246 48V49H245ZM257 48H259V49H257ZM19 49V50H18ZM21 49V50H20ZM57 49V50H56ZM65 49V50H64ZM79 49V50H78ZM97 49H98V51H97ZM134 49H135V47H134ZM157 49V48H156ZM192 49V50H191ZM215 49V50H214ZM217 49V50H216ZM242 49V50H241ZM245 49V50H244ZM254 49H256V50H254ZM16 50V51H15ZM34 50V51H33ZM54 50V51H53ZM60 51V52H57V51ZM94 50V51H95ZM101 50V51H100ZM108 50H110V52L108 51ZM154 50V51H153ZM169 50H171V51H169ZM194 50V51H193ZM201 50H202V52H201ZM228 52H227V51ZM238 50H239V52H238ZM258 50V51H257ZM28 51V52H27ZM67 53H66V52ZM72 52V54H71V52ZM81 51V52H80ZM84 51V52H83ZM115 51V52H114ZM127 51H129L128 49H127ZM150 51V52H149ZM188 51V52H187ZM191 51H193V52H191ZM204 51V52H203ZM211 51V52H210ZM215 51V52H214ZM225 51V52H224ZM230 51V52H229ZM231 51H232V54H231ZM240 51H242L241 52V54H240ZM256 51V52H255ZM263 51V52H262ZM27 52V53H26ZM105 52V53H104ZM140 52H141V54H140ZM150 54H149V53ZM222 52H224V53H222ZM254 52H255V54L256 55H258L259 56V58H257V56L255 55V57H256V60L258 61L257 63H256V61L254 62L253 60L255 59V57H254ZM8 53H10V54H8ZM24 53V54H23ZM29 53V54H28ZM54 53H56V55L54 54ZM62 53V54H61ZM64 53H66V55L64 54ZM81 53V54H80ZM90 53V54H89ZM95 54V56H94V54ZM110 53V54H109ZM113 53H118L117 55L116 54H113ZM138 53L140 54V56L138 55ZM142 53H144V54H147V55H149V56H147V55H144V54H142ZM190 53V54H189ZM205 54V55H203V54ZM218 53V54H217ZM220 53H222V54H220ZM229 53V54H228ZM251 53H253V57H251L252 56V54ZM85 54H86V56H85ZM194 56H199V54L200 55H202V58L204 59V60H202V58L200 59V60H197V61H199V62H201L202 64H204L203 66H207V67H204V68H206V69H202L201 70V68H203V67H201L202 65L199 63L198 65H197V61L195 60V57H193V55ZM227 56H226V55ZM237 56H236V55ZM239 54H240V56H239ZM74 55V56H73ZM83 55V56H82ZM94 57H93V56ZM109 55V56H108ZM117 56L118 57V61H117V57H116V59L114 58V56ZM137 55H138V57H137ZM144 55V56H143ZM151 55V58H153V56ZM172 55V54H171ZM171 55H168V57L169 56H171ZM173 55H174V52H173ZM210 55V56H209ZM220 55V56H219ZM230 55H232V56H230ZM235 55V56H234ZM242 55H245V56H242ZM251 55V56H250ZM53 56V57H52ZM58 56H59V58H58ZM123 56V57H122ZM143 56V57H142ZM193 57V59L194 60H192V58L190 59V57ZM209 56V57H208ZM225 56V58H223ZM230 56V57H229ZM233 56H234V58H233ZM61 57V58H60ZM91 57V58H90ZM140 57V58H139ZM212 57V58H211ZM217 57V58H216ZM221 57V58H220ZM233 58V59H230V58ZM236 57H237V60H236ZM243 57V58H242ZM252 59H251V58ZM69 58V59H68ZM80 58V59H79ZM96 59L97 60V62H96V60L95 61H93L94 59ZM110 58H112V59H110ZM124 60H123V59ZM137 58H139V59H137ZM170 58V57H169ZM188 58V61L187 60H185V59H187ZM239 58V59H238ZM249 58H250V62L252 61V63L249 65V63H247L248 61H249ZM254 58V59H253ZM260 58V59H261ZM59 59V60H58ZM88 59H92V61L93 62H95V63H93L92 65L94 66V65H96V67L94 66H92V67H90V66H88L91 62L88 60V64H87V66L86 67H90L88 70L90 71L91 69V73H90V75H92V76H90L89 75V72H88V75L85 73V72H87L85 69H87V68H85V69H83L84 68V64L82 65V63H84L85 61H87ZM114 59H115V61H114ZM122 59V61H120ZM208 59V60H207ZM210 59V60H209ZM217 59V60H216ZM221 59H223V61L221 60ZM246 59H248V60H246ZM58 60V61H57ZM63 60V61H62ZM99 60V61H98ZM135 60V61H134ZM147 60V59H146ZM177 60H176V62H177ZM185 62H184V61ZM190 60H191V67H189L190 66V64L188 65V67L186 68L185 67V70H184V66H187V64L186 63H190ZM206 60V61H205ZM215 60V61H214ZM229 60V61H228ZM234 60V61H233ZM236 60V61H235ZM241 60V61H240ZM245 60H246V62H245ZM61 61V62H60ZM67 61V62H66ZM103 61V60H102ZM101 61V62H102ZM132 61H134V62H132ZM187 61V62H186ZM193 61H195V63H193ZM228 61V62H227ZM232 61H233V65H232ZM54 62H55V64H54ZM56 62H57V64H56ZM132 62V63H131ZM137 62V63H136ZM139 62V63H138ZM175 61H174V63L175 64H178V62L176 63ZM206 62V63H205ZM218 62V63H217ZM220 62V63H219ZM223 62H224V65H223ZM227 64H226V63ZM243 62H245V63H243ZM66 65H65V64ZM69 63V64H68ZM100 63V62H99ZM106 63V62H105ZM115 63V64H114ZM122 63V64H121ZM138 64V66H136V64ZM183 63L184 64H186V65H183ZM253 63H256V64H253ZM60 66H59V65ZM86 64V63H85ZM134 64V65H133ZM229 64L231 65V66H229ZM247 65L248 64V66H252L253 67V65H254V70L252 71L251 69H252V67H247V69H248V71L246 70V68H243V66L244 65ZM59 66V68L57 67V66ZM103 65H104V63H103ZM115 65V66H114ZM126 65V66H125ZM172 65V64H171ZM193 65H195V66H193ZM240 65H241V67H240ZM243 65V66H242ZM256 65V66H255ZM39 66V67H38ZM54 66H55V68H54ZM80 66V67H79ZM81 66H83L82 68H81ZM105 66H106V64H105ZM121 66V67H120ZM123 66H124V68H123ZM128 66H130V67H128ZM131 66L132 67H134V68H132L133 70H131ZM176 66V65H175ZM175 66H170V67H175ZM183 66V67H182ZM201 68H200V67ZM223 66V67H222ZM225 66H227V67H225ZM229 66V67H228ZM259 66V67H258ZM52 67V68H51ZM98 67H100V66H98ZM144 67V68H143ZM179 67H180V69H179ZM195 67V68H194ZM244 67H246V66H244ZM64 70H63V69ZM68 68V69H67ZM76 68V69H75ZM126 68V69H125ZM143 68V69H142ZM145 68H146V70H145ZM194 68V69H193ZM237 68V69H236ZM239 68H241V70H240V72H239ZM73 69H75L74 70V72H73ZM77 69H79L80 70V72H79V70H77ZM84 71H83V70ZM117 69V70H116ZM122 69H124L123 71H122ZM145 70L144 72L142 71V70ZM193 69V70H192ZM197 71H196V70ZM209 71H208V70ZM233 69H235V70H233ZM244 71H243V70ZM262 69H263V71H262ZM72 70V72L73 73H71L70 71ZM82 70V71H81ZM94 70V71H93ZM126 70L128 71V73L126 72ZM153 70V71H152ZM175 70H177V71H175ZM178 70H180V71H178ZM188 70H189V72H188ZM201 70V71H200ZM206 70V71H205ZM233 72H232V71ZM115 71V72H114ZM142 71V72H141ZM150 71V72H149ZM194 71V72H193ZM215 71V72H214ZM256 73H255V72ZM60 72V73H59ZM77 74H76V73ZM93 72V73H92ZM114 72V73H113ZM125 72H126V74H125ZM147 72L148 73H150V74H147ZM159 73H160V71H158ZM202 74H201V73ZM237 72V73H236ZM243 72V73H242ZM248 72V73H247ZM255 73V75H253V73ZM261 72H262V74H261ZM107 73V74H106ZM118 73V74H117ZM120 73H121V75H120ZM123 73V74H122ZM182 73V74H181ZM184 73V74H183ZM198 73V74H197ZM204 73V74H203ZM211 73V74H210ZM238 73H240V74H238ZM245 73H246V75H245ZM80 74H82L81 76H80ZM87 76H86V75ZM191 74V75H190ZM199 74H201V75H199ZM209 74V75H208ZM215 74V75H214ZM217 74V75H216ZM228 74V75H227ZM244 74V75H243ZM9 75V76H8ZM11 75V76H10ZM66 75H68V76H66ZM84 75H85V77H84ZM93 75H94V77H93ZM118 75V76H117ZM130 75H132V76H130ZM135 75V76H134ZM137 75V76H136ZM149 75V76H148ZM213 75H214V77H213ZM227 75V76H226ZM242 75L246 78H244V77H242ZM248 75H250V76H248ZM260 75V76H259ZM7 76V77H6ZM60 76V77H59ZM66 76V77H65ZM88 76H90L89 78H86V77H88ZM105 77V79L107 78V79H115L116 78V80H119L118 81V83H115V85L114 86H112V88H103V86H102V88L99 86V85H101V83H104L105 82V80H104V77ZM129 76V77H128ZM199 76V77H198ZM231 76V77H230ZM241 76V77H240ZM247 76V77H246ZM253 76V77H252ZM255 76V77H254ZM5 77H6V79H5ZM10 77V78H9ZM13 77H14V80H13ZM59 77V78H58ZM73 77H75V79L73 78ZM81 77V78H80ZM82 77H84V79L82 78ZM92 77L94 78V79H92ZM125 77H128V79H126ZM166 77H168V76H166ZM185 77V76H184ZM209 77V78H208ZM214 79H213V78ZM216 77H218V78H216ZM220 77H221V79H220ZM223 77H224V79H223ZM226 77V78H225ZM236 77V78H235ZM251 77V78H250ZM261 77V78H260ZM263 77V78H262ZM8 78V79H7ZM56 78H57V81H56ZM63 78V79H62ZM68 78V79H67ZM77 78V79H76ZM82 79V80H80V79ZM120 78V79H119ZM161 78H163V74H162V77ZM207 78V79H206ZM243 78V79H242ZM248 78V79H247ZM256 78V79H255ZM12 79V80H11ZM79 79V80H78ZM92 79V80H91ZM97 79H98V77H97ZM125 79H126V81H125ZM205 79V80H204ZM228 79V80H227ZM252 79V80H251ZM4 80H5V82H4ZM9 80V81H8ZM54 80V81H53ZM61 80V81H60ZM62 80H63V83H62ZM70 80H72V81H70ZM88 80V81H87ZM91 80V81H90ZM103 80V81H102ZM134 80H132V81H134ZM155 80V79H154ZM179 80V81H178ZM212 80H214V82L212 81ZM220 81V83H219V81ZM250 80V81H249ZM8 81V82H7ZM52 81V82H51ZM56 81V82H55ZM59 81H60V83H59ZM66 81V82H65ZM83 83H82V82ZM123 81L126 83H124L123 84ZM201 81H203V82H201ZM207 81H208V83H207ZM211 81V82H210ZM217 81H218V84H217ZM228 81V82H227ZM256 81V82H255ZM16 84V86H15V84ZM70 82V84L68 85V83ZM80 84H79V83ZM95 82V83H94ZM215 82H216V84H215ZM247 82V83H246ZM3 83V84H2ZM54 84L55 86H53V85H51V84ZM57 83V84H56ZM75 85H74V84ZM85 83V84H84ZM92 83V84H91ZM94 83V84H93ZM175 83V84H174ZM198 83L199 84H201V83H203V85L205 84L206 85V83H207V85L208 86H210V87H212L213 85H215V86H213L212 88H210V87H207V85H206V88H207V90H206V88H203V86H202V84L200 85L201 87H202V89H201V87L200 86H198ZM211 83H214L213 85H211ZM222 83H224V84H222ZM254 83V84H253ZM8 84V85H7ZM63 84V85H62ZM71 84H73V85H71ZM77 84H79V85H77ZM97 84V85H96ZM116 84H118V86H116ZM123 84V85H122ZM131 84V83H130ZM143 84H145L144 83V81H143V83H142V86H143ZM155 84H156V81H155ZM219 84L221 85V86H219ZM256 84V85H255ZM3 85H6V86H3ZM10 85V86H9ZM15 87L14 89H16V90H14L13 89V86ZM57 85V86H56ZM62 85V86H61ZM64 85H65V87H64ZM83 87H82V86ZM86 85V86H85ZM88 85V86H87ZM91 85V86H90ZM126 85V86H125ZM165 85V84H164ZM204 85V86H205ZM216 85H217V87H216ZM223 85H225L224 87H223ZM9 86V87H8ZM60 86V87H59ZM122 86V87H121ZM125 86V87H124ZM158 86V85H157ZM159 86H162V83L161 84H159ZM62 88V89H60L59 90V88ZM88 87H94V88H96L94 91H95V93H94V91L93 92H89V91H87V89H88ZM118 87H120V88H118ZM124 87V88H123ZM176 87H178V86H176ZM216 87V88H215ZM231 87V88H230ZM7 88V89H6ZM9 88H12L11 90H9ZM97 88H99V89H97ZM122 88V89H121ZM166 88H168V86H166ZM221 88V89H220ZM25 89V90H24ZM26 89H27V91H26ZM33 89L35 90V91H33ZM111 89V90H110ZM119 89V90H118ZM121 89V90H120ZM176 89V88H175ZM213 89V90H212ZM225 89V90H224ZM233 89H234V92H232L233 91ZM235 89H238L237 91L235 90ZM250 89V90H249ZM6 90H8V92L6 91ZM19 90V91H18ZM22 90H23V95H21L22 94ZM113 90V91H112ZM204 90V91H203ZM206 90V91H205ZM231 90V92H230V95H229V91ZM6 91V92H5ZM21 91V92H20ZM26 91V92H25ZM209 91V92H208ZM212 91V92H211ZM215 91V92H214ZM220 91V92H219ZM228 91V92H227ZM240 91V92H239ZM253 94H251L250 92ZM254 91H255V93H254ZM12 92H13V94H12ZM16 92V93H15ZM20 93V95H19V93ZM28 92V93H27ZM36 92H41V93H39V94H37ZM79 92V93H78ZM164 92H166V91H164ZM171 92L172 91H170V94H171ZM201 92V93H200ZM208 92V93H207ZM211 92V93H210ZM224 92V93H223ZM242 92V93H241ZM9 95H8V94ZM26 93V94H25ZM59 93H61V94H59ZM80 93H81V95H80ZM173 93H175V92H172V94ZM187 93H185V94H187ZM198 93V94H197ZM206 93V94H205ZM214 93V94H213ZM221 93V94H220ZM232 93H233V95H232ZM235 93V94H234ZM237 93H241L240 95H242L243 97H245V98H243L242 96V98H243V102H242V100H240V101H238L239 99H242L240 96L239 97H237ZM11 94V95H10ZM15 94V95H14ZM16 94H18V95H16ZM166 94V93H165ZM171 94V95H172ZM176 94H178L177 92H176ZM176 94H173V95H176ZM218 94H219V96H218ZM224 94V95H223ZM227 94V98H225V95ZM238 94V95H239ZM258 95H260L258 98H262L261 100L262 101H260L258 98H257V96ZM12 95H14V96H12ZM26 95H28V96H26ZM191 95V96H190ZM204 95V96H203ZM235 95V97H233V99H235L236 97L237 98H239L238 100H237V98H236V100H233L232 99V96H234ZM19 98V100H18V98ZM22 96V97H21ZM23 96H25V98L23 97ZM87 96V97H86ZM182 96H185V97H182ZM210 96H212V97H210ZM215 96H217V97H214ZM221 96H224L223 98H225V99H222L221 98ZM229 96H231L230 97V100H229ZM254 97L255 99H257V101H252V100H255L254 98L252 99V97ZM17 99H16V98ZM20 97L22 98V99H20ZM27 97H28V99H27ZM60 97V98H59ZM158 97H159V100L162 98L160 95H157L156 97H155V99L157 100V103L159 104V102L161 101H159L158 100ZM170 97V96H169ZM183 98V99H181V98ZM76 98V99H77ZM82 98V99H81ZM170 98H172V97H170ZM200 98L202 99V102L201 101H199L200 100ZM207 98V100L206 101H208V100H216V102H214L213 103V105L215 104V103H217L218 102V104H215V107L214 106H212V105H209V103L211 104L212 102L211 101H209V103L208 102H205V99ZM209 98V99H208ZM211 98H213V99H211ZM77 99V100H78ZM155 99H154V101H155ZM198 99V100H197ZM221 99V100H220ZM228 99V100H227ZM250 99H252V100H250ZM13 101V105L15 106L16 105V107H15V109L16 110H13V108H14V106L12 105V101ZM16 102H15V101ZM26 100V101H25ZM217 100H219V101H222L223 103H224V101L226 102V103H220L219 101H217ZM224 100V101H223ZM232 100V101H231ZM246 100H249V102L248 101H246ZM11 101V102H10ZM20 101V102H19ZM21 101H25L24 103L23 102H21ZM159 101V102H158ZM203 101H204V103H203ZM260 101V102H259ZM10 102V103H9ZM197 102V103H196ZM200 102V103H199ZM227 102H229L228 104H227ZM231 102H233L232 104H234V105H232L231 104ZM234 102H236V103H234ZM240 104H239V103ZM246 102V103H245ZM248 102V103H247ZM65 103V102H64ZM206 103H207V108H206V106H204V104L206 105ZM221 104V106H220V104ZM244 103V104H243ZM11 104V106H9ZM17 104H19V105H21V106H23V107H18L17 106ZM62 104V103H61ZM60 104V105H61ZM117 104H119V105H117ZM196 104V105H195ZM235 104H236V106H235ZM239 104V105H238ZM260 104V105H259ZM26 105V106H25ZM73 105H75V107L74 108H79L80 109V112H79V114H83V115H85L86 113H85V111L83 112V110H82V104H73ZM81 105V106H80ZM121 105V106H120ZM200 105H202V106H204V108L202 109L201 107L202 106H200ZM209 105V106H208ZM224 105V110H223V108H222V106ZM258 105V106H257ZM84 106V105H83ZM120 106V107H119ZM197 106V107H196ZM212 106V107H211ZM226 106V107H225ZM229 106V107H228ZM9 107V108H8ZM57 107H59V108H57ZM64 107V108H63ZM117 107V108H116ZM212 109L213 108V110H214V108H216V110L217 111H213V110H210V112L209 111H206V109L207 110H209L210 108ZM220 107V108H219ZM248 107V108H247ZM256 107V108H255ZM259 107V108H258ZM2 108V109H1ZM4 108V109H3ZM23 108V109H22ZM63 110H62V109ZM104 108V109H103ZM123 108V109H122ZM209 108V109H208ZM221 108H222V110H221ZM227 108V109H226ZM241 108V109H240ZM258 108V109H257ZM261 108V109H260ZM12 111V112H15V113H12L10 110ZM20 109H22V111H20ZM25 109H27V110H25ZM59 109V110H58ZM194 109V110H193ZM255 110V112H252L251 114H250V112H249V110H251V111H253V110ZM2 110H4V112L2 111ZM65 110V111H64ZM116 110V111H115ZM193 110V111H192ZM204 112H206V114L204 113V114H202L203 113V111ZM243 110H247V112L249 113H247L248 114V118L249 117H251V118H246L247 117V114H244V113H246V112H244ZM3 113H2V112ZM18 111V112H17ZM155 111V110H154ZM200 111H202L201 112V114H199L200 113ZM212 111V112H211ZM239 111V112H238ZM240 111H241V113H240ZM243 111V112H242ZM117 112V113H116ZM229 112H231L230 114H229ZM12 113V114H11ZM23 113V114H22ZM155 113V115L157 116V112L155 111L154 112ZM238 113V114H237ZM255 113H257V114H255ZM3 114V115H2ZM159 114V113H158ZM228 114V115H227ZM236 114L238 115V116H236ZM240 114H243V116L246 118V119H244V117L242 116V115H240ZM264 114V113H263ZM16 117H15V116ZM106 115V116H105ZM111 115V116H110ZM226 115V116H225ZM246 115V116H245ZM251 115H253V118H252V116ZM258 115V116H257ZM7 117V120H8V122L9 123H7V120L5 119L4 120V118H6ZM9 116V117H8ZM10 116L12 117V118H10ZM13 116H14V118H13ZM30 116H31V119H29L30 118ZM197 116V117H196ZM210 116V117H209ZM236 116V117H235ZM242 116V117H241ZM110 117V118H109ZM124 117V118H123ZM214 117V118H213ZM232 117V118H233ZM9 118V119H8ZM18 118V119H17ZM27 118L29 119L28 121H27ZM35 118L37 119V120H35ZM68 118H70V120H68ZM212 118V119H211ZM255 118H259V119H256V121L254 120ZM263 118V119H262ZM13 119H15L14 121H15V123L13 122V123H11L12 121H13ZM79 119V118H78ZM125 119V120H124ZM243 119H244V121H243ZM261 119V120H260ZM10 120V121H9ZM12 120V121H11ZM19 120V121H18ZM24 120V121H23ZM54 120V121H53ZM203 120V121H202ZM240 120H242V121H240ZM245 120H246V122H245ZM250 122H249V121ZM255 121V122H253L252 123V121ZM260 120V121H259ZM263 120V121H262ZM0 121V122H1ZM23 121V122H22ZM25 121H27V122H25ZM33 121H34V123L36 124V121H37V125H35L34 123H33ZM56 121H59V122H56ZM65 121V122H64ZM68 121H69V123H68ZM106 121V122H107ZM189 121V120H188ZM201 121H202V123H201ZM236 121V122H235ZM238 121V122H237ZM240 121V122H239ZM32 122V123H31ZM242 122V123H241ZM244 122V123H243ZM7 123V124H6ZM24 123V124H23ZM27 123H28V125H27ZM188 123V122H187ZM239 123H240V125H239ZM252 123V125H250ZM259 123V124H258ZM31 124V125H30ZM40 126H39V125ZM59 124V125H58ZM63 124V125H62ZM234 124V125H233ZM6 125H8V126H6ZM27 125V126H26ZM32 125H34V126H32ZM56 125V126H55ZM117 125V126H116ZM233 125V126H232ZM248 125H250V126H252V127H250V126H248ZM30 126H32V128L30 127ZM240 126V127H239ZM10 127V126H9ZM15 127H17V126H15ZM14 126L12 127V128H15ZM36 127V128H35ZM54 127V128H53ZM121 127V128H120ZM232 127H233V129H232ZM239 129H238V128ZM246 128L245 130H244V128ZM263 127V128H262ZM18 128V127H17ZM31 128V129H30ZM34 128V129H33ZM38 128V129H37ZM196 128V129H195ZM198 128V129H197ZM218 128H219V126H218ZM218 128H217V126H215V129H216V131L218 130ZM234 128H235V130H234ZM250 130H249V129ZM5 129V130H6ZM16 129V128H15ZM35 129H37V131L35 130ZM42 129V130H41ZM53 129H54V131H53ZM55 129H57V130H55ZM58 129L60 130V132H57L58 131ZM242 129V130H241ZM253 129V130H252ZM40 130V131H39ZM52 130V131H51ZM231 130H233V131H231ZM26 131V130H25ZM36 131V132H35ZM63 131V132H62ZM115 131H117V130H115L114 129V132ZM222 131V130H221ZM224 131H226V133H224ZM240 131L243 133V134H241L240 133ZM29 132V133H30ZM56 132H57V134H56ZM111 132V133H110ZM232 132H235L234 134L235 135H239V136H242V137H239V136H235ZM238 132V133H237ZM246 134H245V133ZM6 133H7V130H6ZM21 133V132H20ZM19 133V134H20ZM117 134H119L118 133V131L116 132ZM174 133V134H173ZM237 133V134H236ZM247 133H249V134H247ZM252 133V134H251ZM256 134V136H255V134ZM5 134V133H4ZM19 134H18V137H21V136H23V135H21L20 134V136H19ZM40 134H42L41 135V137H40ZM46 134V135H45ZM61 134V135H60ZM63 134V135H62ZM112 134V135H111ZM122 134V133H121ZM216 134H217V136L218 137H216ZM222 134V135H221ZM225 134V136L228 134V135H230V134H232V140L231 139H228V137L229 136H227V138L225 137V136H223ZM248 135V136H245V135ZM28 134H27V136H29ZM44 135V136H43ZM58 136V138H57V136ZM111 135V136H110ZM170 135V136H169ZM187 135V136H186ZM221 135V136H220ZM42 136L43 137H49L48 139H49V143H51V145L48 143L47 144V142H42V140H44L43 138H42ZM70 136V135H69ZM68 136V137H69ZM109 136V137H108ZM114 136H118V135H114ZM132 136V137H131ZM186 136V137H185ZM245 138H244V137ZM4 137V136H3ZM2 137V138H3ZM103 137V136H102ZM125 137V138H124ZM185 137V138H184ZM231 137H229V138H231ZM248 137V138H247ZM250 137V138H249ZM257 137V138H256ZM29 138V137H28ZM28 138H26V142H27V140H28ZM56 140H55V139ZM118 138L120 139V137L118 136ZM116 139L115 138V140L116 141H118L119 139ZM133 138V139H132ZM216 138H218V140H224V141H226V139H227V143H229V144H227L226 142V145L227 146H229V147H227L226 145H225V143H223L224 141H222L221 140V142L224 144H222L221 143V145L219 146L220 147V150H219V147H218V149L216 148V146H214V144H216V142L218 141ZM221 138V139H220ZM239 138H241V139H239ZM29 139V140H30ZM39 139H41V140H39ZM47 138L45 139V140H48ZM109 139V140H108ZM183 139H185V141L183 140ZM237 139V140H236ZM250 139V140H249ZM261 139V140H260ZM44 140V141H45ZM58 140V141H57ZM61 140V141H60ZM70 140V139H69ZM107 140L108 141H110L111 142V144H110V147L108 148V144L110 143V142H107ZM130 140V141H129ZM181 140V141H180ZM188 142H187V141ZM215 140H217V141H215ZM234 140V141H233ZM39 141H41L42 142V144H43V147H42V145H40L41 144V142H39ZM129 141V142H128ZM165 141V140H164ZM182 141H184V142H182ZM244 141H246V142H244ZM103 142H104V144H103ZM166 142V141H165ZM165 142H163V147L165 146L166 147V145H167V148L169 147V148H171L170 146H168V144L169 145H171L170 144V142L168 143V144H166ZM214 144H213V143ZM237 142V143H236ZM241 142V143H240ZM39 143V144H38ZM46 143V144H45ZM91 144L93 143L94 144V148L96 149V150H98V147H99V145H97V143H96V140L95 141H91L90 142ZM108 143V144H107ZM166 145H165V144ZM233 145H232V144ZM250 143V144H249ZM252 143V144H251ZM257 143H260L259 145H257ZM44 144H45V146H44ZM54 144V145H53ZM130 144V145H129ZM213 144V145H212ZM231 144V145H230ZM239 144V145H238ZM249 144V145H248ZM47 145V146H46ZM48 145H50V147L48 146ZM60 145H62V146H60ZM115 145H113L114 147H115ZM128 145H129V147H128ZM133 145H135L134 147H133ZM253 145H255V149H252L253 147ZM258 147H257V146ZM37 146V147H38ZM100 146V147H101ZM112 146V147H113ZM119 146V147H118ZM212 146V147H211ZM248 146V147H247ZM11 147H13V148H11ZM36 147V148H37ZM48 147V148H47ZM100 147H99V149H100ZM128 147V148H127ZM139 148H141L142 146L141 145H139L138 146ZM211 147V148H210ZM223 147H225L224 149H223ZM234 147H236V148H234ZM10 148V149H9ZM58 148V149H57ZM130 148V149H129ZM215 148V149H214ZM232 148V149H231ZM38 149H39V147H38ZM44 149H45V152H44ZM49 151H48V150ZM62 150V152L61 151H59V150ZM124 149H126V151L124 150ZM216 149H217V151H216ZM227 149H229L228 151H227ZM241 150H242V148H240ZM239 149V150H240ZM51 150H52V152H51ZM66 150V149H65ZM100 150V151H101ZM25 151V152H24ZM27 151L28 152H30V153H27ZM39 151H40V149H39ZM41 151V152H42ZM77 151H79L80 152V150H77ZM119 151V152H118ZM125 153H124V152ZM225 151V152H224ZM32 152V153H31ZM48 152V153H47ZM223 152V153H222ZM229 152V154H230V157H229V154H227ZM259 152V153H258ZM4 153V154H3ZM16 153V154H15ZM25 153H27V154H25ZM47 153V154H46ZM55 154V155H49V154ZM76 153H78V152H76ZM121 153V154H120ZM255 153H256V155H255ZM258 153V154H257ZM31 156H30V155ZM45 154V155H44ZM61 154V155H60ZM116 154V155H115ZM23 155H27L26 157L25 156H23ZM30 157H29V156ZM38 155V156H37ZM46 155H48V156H46ZM122 155V156H121ZM124 155V156H123ZM225 155H226V157H225ZM11 156V157H10ZM32 156H34V157H36V158H33ZM61 156V157H60ZM78 160L80 161V158H86V156H87V154H85L84 152H80L79 154H78ZM83 156H85V157H83ZM45 157H46V159H45ZM49 157V158H48ZM51 157V158H50ZM54 157V158H53ZM56 157H58L57 159H56ZM252 157H254V158H252ZM256 157V158H255ZM10 158V159H9ZM19 158V159H18ZM28 158V159H27ZM39 158L42 160H39ZM75 159H77V157H74ZM97 158H99V157H97ZM104 158H107L106 157V155L104 156ZM104 158H101V164H103V167H104V164L105 163H103V161L105 160ZM22 159V160H21ZM26 159V160H25ZM33 159V160H32ZM45 159V160H44ZM59 159V160H58ZM62 159V162L60 161ZM81 159V160H82ZM87 159H88V156H87ZM86 159V160H87ZM6 160V162H4ZM21 160V161H20ZM30 160V161H29ZM49 160V161H48ZM85 160V159H84ZM126 160H127V162H126ZM230 160V161H229ZM40 163H39V162ZM45 161H47L48 163H46ZM58 161V162H57ZM217 163V164H214L215 162ZM250 161V162H249ZM4 162V163H3ZM25 163V162H27L26 164H23V163ZM43 162V163H42ZM50 162V163H49ZM86 162V161H85ZM249 162V163H248ZM252 162H254V163H252ZM263 162V163H262ZM11 163H12V165H11ZM59 163H61V165L59 164ZM62 163H63V165H65L66 167H68V166H70V164H71V173H69V171H67V172H65L64 171V168H62V167H65V166H63L62 165ZM246 163H248L249 165L247 166L246 165ZM254 164V165H252V164ZM27 164H29V165H27ZM30 164H32V165H30ZM45 164H47L46 166H47V168H46V166L44 167V165ZM50 164V165H49ZM218 164H220V166L218 165ZM232 164V163H231ZM230 164V165H231ZM245 164V165H244ZM259 164H262V165H259ZM15 165H17V166H15ZM39 165H41V166H39ZM50 167H49V166ZM55 165V166H54ZM112 165L114 166L115 165V163H112ZM112 165H110V168H112L111 166ZM130 165V166H129ZM216 165V166H215ZM218 165V166H217ZM244 165V166H243ZM10 166V167H9ZM15 168H14V167ZM29 166V167H28ZM222 166H224V167H222ZM240 166V167H241ZM253 166L255 167V168H253ZM7 167V168H6ZM20 167V168H19ZM26 167V168H25ZM40 167V168H39ZM43 167V168H42ZM57 167H59V168H57ZM69 167V168H70ZM86 167H88V165L86 164ZM227 167H229V164H228V166ZM239 167V168H240ZM258 167V168H257ZM19 168V169H18ZM48 168H49V170H48ZM51 168V169H50ZM60 168H61V170H60ZM76 168V170L78 171H76V170H74ZM257 168V169H256ZM3 169H5V171L3 170ZM15 169V170H14ZM25 169V170H24ZM41 169V170H40ZM62 169H63V171H62ZM221 169V170H220ZM223 169V170H222ZM243 169V170H242ZM261 169V170H260ZM24 170V171H23ZM42 170H45V171H43L44 172V174H43V172H41ZM50 170H51V172H50ZM128 170V171H127ZM256 170V171H255ZM259 170V171H258ZM2 171V172H1ZM22 171V172H21ZM27 171V172H26ZM40 171V172H39ZM221 171V172H220ZM222 171H225L223 174H222ZM21 174H20V173ZM24 172V173H23ZM25 172H26V174H25ZM52 172H53V174H52ZM246 172V173H245ZM248 172V173H247ZM42 173V174H41ZM243 173H245V174H243ZM31 174H33V175H31ZM41 174V175H40ZM67 174H68V176H67ZM247 174V175H246ZM253 174V175H252ZM255 174V175H254ZM16 175H18L19 177H17ZM25 175H27V177L25 176ZM35 175H37L38 177H36ZM43 175V176H42ZM225 175V176H224ZM244 175H246L247 177L245 178V176ZM251 175V176H250ZM263 175V176H262ZM24 176V177H23ZM30 176V177H29ZM34 176V177H33ZM41 176V177H40ZM67 176V177H66ZM253 176H255L254 178H256L257 179V177L259 178V179H257L256 181H254L253 179ZM257 176V177H256ZM262 176V177H261ZM23 177V178H22ZM50 177H49V179L47 180L46 179V185L44 184V186H46V188L48 187V185L49 184H51V181L53 182V179L51 178L50 179ZM239 177V178H238ZM251 177V178H250ZM261 177V178H260ZM27 178H28V180L30 179V180H33V181H29L28 182V180H27ZM252 179V182H251V180L250 179ZM263 178V179H262ZM86 179V178H85ZM2 180V181H1ZM12 180H13V182H12ZM49 180H50V182H49ZM87 180V179H86ZM223 180V181H222ZM231 180V179H230ZM233 180V179H232ZM236 180V181H237ZM35 181V182H36ZM47 181H48V183H47ZM76 181V180H75ZM245 181H247V182H245ZM262 181H263V183H262ZM43 182H44V180H43ZM250 182V184H247V183H249ZM4 183V184H3ZM39 183V182H38ZM87 183H91V182H88L87 181ZM92 183H93V181H92ZM100 184H102V183H100ZM246 186H248V187H244L245 185ZM253 184H255V185H257V186H260L261 188H256ZM260 184V185H259ZM244 185V186H243ZM262 185V186H261ZM255 187V188H254ZM24 189H25V187H24ZM250 189V190H251ZM259 191H258V190ZM22 190H23V188H22ZM95 190L96 189H92V192L94 193L95 192ZM254 190H256V191H254ZM24 191V190H23ZM254 191V192H253ZM258 191V192H257ZM5 192H6V194H5ZM12 194H11V193ZM257 193V194H256ZM21 194V193H20ZM76 195H75V197H79L80 195H77V193H75ZM256 194V195H255ZM258 194H260L261 196H262V198H260L259 196H258ZM7 195V196H6ZM18 195V194H17ZM9 196V197H8ZM84 196H85V193H84ZM226 196V197H225ZM234 196V197H233ZM13 197H16V198H13ZM21 198V199H18V198ZM222 199H221V198ZM223 197H225L224 199H223ZM33 198V199H32ZM227 198V199H226ZM253 198H259L258 199V201L256 200V199H254L253 200ZM30 199V203L28 202V200ZM232 199H234L233 201H232ZM18 202V201H20V200H22V201H20V202H16V201ZM33 200V201H32ZM39 200V201H38ZM12 201H14V202H12ZM23 201H25V202H23ZM238 201V202H237ZM257 201V202H256ZM260 201H262V202H260ZM22 202L24 203V204H26V206L24 207V206H21V204H22ZM33 202H35V204L33 203ZM43 202V203H42ZM231 203L232 205L230 206V204H228V203ZM251 202V203H250ZM252 202H253V204H252ZM14 203V204H13ZM19 203H20V205H19ZM33 203V204H32ZM40 204V205H38V207H37V204ZM42 203V204H41ZM226 203V204H225ZM239 203V204H238ZM255 203V204H254ZM256 203H261V205L263 206V207H261V205L259 204H256ZM15 204H18L17 206L15 205ZM29 204V205H28ZM34 207H37L38 209H36V208H33V207H31L30 208V206L31 205ZM44 204H45V206H44ZM222 204H224V205H222ZM228 204V205H227ZM42 205V207H40ZM49 205V207H50V209H49V207H47ZM234 205V206H233ZM251 205H253V206H251ZM236 206H238V207H236ZM260 206V208H258ZM239 207H240V209H239ZM33 208V209H32ZM234 208V209H233ZM240 210H238V209ZM251 208V209H250ZM255 208H258V209H255ZM28 209V210H27ZM228 209H231V211L230 210H228ZM255 210L253 213L251 212V210ZM260 209L262 210V211H260ZM50 210V211H49ZM53 210V211H52ZM256 210H257V212H256ZM49 211V212H48ZM260 211V212H259ZM47 212V213H46ZM54 212V213H53ZM243 212H244V215H243ZM245 212H247L246 214H245ZM256 212V214H254ZM42 213H44L43 215H42V217L41 216H39V214H42ZM50 213V214H49ZM60 215H59V214ZM100 213L101 214H103V212H99V214H97V216H99L100 215ZM250 213H252L251 215H250ZM260 215H259V214ZM262 213V214H261ZM46 214H47V216H46ZM53 214V215H52ZM57 214H58V216H57ZM248 214V215H247ZM258 214V215H257ZM88 215V213L86 214V213H84V215L82 214V217L83 218H86V217H88L87 216ZM247 215V216H246ZM264 215V214H263ZM45 216H46V218H48V219H46L45 218ZM54 217L53 219H54V221H53V219H49V217ZM59 216H61V217H63L64 218V222H66L65 223V228H62L63 226H59L60 227V229L58 228V226H52V225H54V223H55V220H57L58 218H59ZM84 216H86V217H84ZM57 217V219H55ZM250 217V218H249ZM252 217V218H251ZM261 218V219H259V218ZM264 217V216H263ZM66 218V219H65ZM233 218V219H232ZM257 220H256V219ZM256 221H255V220ZM231 220V221H230ZM262 220V221H261ZM24 221V222H23ZM51 221H53L52 223H51ZM68 223V224H67ZM234 223V224H233ZM49 224V225H48ZM72 224V223H71ZM70 224V225H71ZM147 225V228L149 229V232H154V231H159L161 228H159L158 227V229L155 227V226H153V225H151V224H149L148 222H146L145 223V226ZM229 225V226H230ZM49 226V227H48ZM254 228H253V227ZM260 226V227H259ZM54 227H57V228H54ZM67 227V228H66ZM241 227H242V230H241ZM255 227H257L256 229H255ZM24 228V229H23ZM37 230V232H36V230ZM49 229V230H48ZM235 229V230H234ZM236 229H239V230H236ZM255 229V230H254ZM259 229V230H258ZM241 230V231H240ZM247 230V231H246ZM252 230H254L253 232H252ZM24 231V232H23ZM56 231H58V233H56ZM63 231H61V232H63ZM236 231H239V233L241 234H239V236L240 237H238V235H236V234H233V232H236ZM34 232V233H33ZM40 232V233H39ZM177 233H178V231H176ZM250 233V232H252V233H254V235L252 234V233H250V234H248V233ZM237 233V232H236ZM55 234L57 235V236H55ZM30 235V236H29ZM70 235V234H69ZM75 235V234H74ZM236 235V236H235ZM245 235V236H244ZM26 236H27V239H26ZM49 236H50V238H52V240H50L49 239ZM52 236V237H51ZM71 236V235H70ZM258 236V237H257ZM255 237V238H254ZM28 238H29V240H28ZM72 238L73 237H71L70 239L72 240ZM181 238V235L178 233V234H176V235H173V236H171V237H169V238H166L165 240H164V243H170V245L172 244H174L173 246H180L181 245V240H179ZM238 238H240V239H238ZM30 239H32V240H30ZM170 239V240H169ZM71 240H68V241H71ZM173 240V241H172ZM179 240V241H178ZM240 240V241H239ZM254 240V241H253ZM3 241V242H2ZM26 241L28 242V244L26 243ZM256 241V243H254ZM50 242V243H49ZM72 243H74L73 241H71ZM71 242H69V243H71ZM174 242V243H173ZM253 242V243H252ZM22 243V244H21ZM39 243V244H38ZM47 243H48V246H47ZM164 243L162 244V245H164ZM228 243V244H227ZM247 243V244H246ZM27 244V245H26ZM45 244V245H44ZM224 244V245H223ZM240 244V245H239ZM76 245V243L75 244H73V246L72 247H76L75 246ZM226 245V246H225ZM228 245V246H227ZM262 245V246H261ZM27 246V247H26ZM36 246V247H37ZM224 246V247H223ZM242 246V247H241ZM24 247V248H23ZM26 247V248H25ZM48 248V250H47V248ZM249 247V248H248ZM19 248H21V249H23V251L21 250V249H19ZM30 248V245H29V247H28V249ZM261 248H262V250H261ZM15 249H16V253L15 252H13V251H15ZM25 249V250H24ZM69 249H71V247H69L68 248V250ZM260 249V250H259ZM26 250L28 251V252H26ZM72 250V249H71ZM257 250V251H256ZM9 251H10V253H11V255H9V256H11V257H9L8 256V254H10L9 253ZM225 251H227V250H225ZM6 252H8L7 254H6ZM15 253V254H13V253ZM23 252V253H22ZM25 252V253H24ZM257 252H259V253H257ZM261 252V253H260ZM18 253V254H17ZM5 254L7 255V258H5L6 256H5ZM15 256V257H13V255ZM222 254V255H221ZM24 256V257H22V256ZM256 255H257V257H256ZM259 255V256H258ZM219 256H221V257H219ZM9 257V258H8ZM12 257H13V260H12ZM121 257V256H120ZM189 258H190V256H188ZM186 258V259H184V260H182V261H180V263L179 264H189V263H196L197 264V261H194L193 259H189V258ZM251 257H252V259H251ZM4 258V259H3ZM19 258H21V259H19ZM26 258V259H25ZM122 259H124V257L122 256L121 257ZM178 258V257H177ZM6 259H9L8 260V263H7V261H6ZM47 258H45L44 259V261H47L46 260ZM101 258H98V259H96L97 260V262L95 261V264H98V263H100V260ZM129 259V260H128ZM128 259H124L125 261H126V264H129V263H134V264H138L137 262H135V260H131V258H128ZM262 259V258H261ZM5 260V261H4ZM11 260V261H10ZM19 260V261H18ZM35 260H36V262H35ZM252 260V261H251ZM133 261V262H132ZM185 261V262H184ZM194 261V262H193ZM6 262V263H5ZM183 262V263H182ZM202 262V261H201ZM28 263V262H27ZM43 264H46V263H43Z\"/></svg>","mask_w":264,"mask_h":264}]
</instances>
